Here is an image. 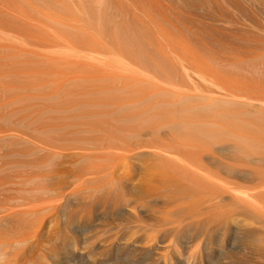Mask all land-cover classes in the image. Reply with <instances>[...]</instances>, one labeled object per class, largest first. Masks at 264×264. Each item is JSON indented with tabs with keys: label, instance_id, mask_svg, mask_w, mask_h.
<instances>
[{
	"label": "rangeland",
	"instance_id": "obj_1",
	"mask_svg": "<svg viewBox=\"0 0 264 264\" xmlns=\"http://www.w3.org/2000/svg\"><path fill=\"white\" fill-rule=\"evenodd\" d=\"M28 1L31 2V0H28ZM45 1H47L46 4H45ZM55 1L56 0H53V1L52 0H50V1L49 0H38V2H40V3H38V2L36 3L34 0V2H32V3H34L33 6H32V4L31 5L29 4L30 2L25 3V5L22 4V6H20L21 4L19 5V3H18V7L20 6V8L22 7V9L27 7L26 9H23L24 12L27 11V13H24L23 10L19 9L18 7L16 8V11L19 9V11L22 12L21 13L22 15L19 14L20 13L19 11H17L18 12L17 14H19L18 18L16 17L17 15H15L14 18L15 19L17 18V20L22 22V24L19 21L13 19V17L11 18V20L12 19L13 20L12 21L10 20V23L13 22L14 24L13 23L10 24L8 21L10 16H8V15H7V17H9V18H6V17L3 18L2 17L1 21H0V24H2V25H4V23L6 26L7 25L9 26V24L12 25L9 27L11 29H9L8 26H7V29L9 31L11 30L10 32L12 33V28H14L16 33L20 32V33H17V36L22 38L21 40L18 41L22 44L19 43L20 45L18 44V46H17V44L15 42H13L14 40L13 41L11 39L7 40V38H5V37L2 38L3 36L1 37V35H0V39L2 38L0 40V44L3 45L0 47V49H1L0 50V60L2 59L0 61V63H2V64H0V66H1L0 70H2V69H3V71L6 70L5 75H3L4 74L3 71H0V72H3V73H0V81L2 82V83L0 82V85H3V83H4V87L2 88L0 86V88L4 92H5V90H6V92H8L7 88L10 90L13 89L11 91H14L16 89H17V91L20 90L21 91V92L19 91L20 93H23V91L26 90V92H24L25 94L23 93L22 97L21 96H19V97H21V98H24V97L25 98L26 97L27 98H33L34 97L35 99H37V98H38V100L40 99V101H41V99H43L42 100L43 102H45V101L49 102V98H50L51 93H52L51 98L53 97V99H55L54 95H56L58 93V91H59V96L60 95L63 96V94H60V93H62L64 89H65L64 93H66V92L70 93L71 92L70 95L71 94L73 95L75 92L76 93L80 92L81 94H84L83 98L81 100L82 95L80 94L79 97L75 96L76 97L75 98L74 95H77L75 93L73 95V98L75 101L71 97L67 98L66 97L67 95H66L63 97H66L67 100H64V102H61V101H63L64 98L61 97L63 99H60L58 94L56 95L58 97V100L55 99L53 102L50 100L51 102H49V103H47V102H45V103L40 102L39 103V102H36L35 99H33L32 101L29 100L32 103L26 102L29 105L31 104L30 106L26 104L28 106V107H26L25 104L21 103L22 106L19 104L20 103L19 101L21 98H19V100H17L18 97L15 98V96H14V95H18L19 92H17L15 94L16 91H14V92L9 91L10 93L14 94V95L12 94L11 98L13 96L14 97L12 99L8 100L7 98H10V96H8L7 95L8 93H7L6 94L7 98L5 99V100H8L9 103H7V101L4 100V97H5L4 92L0 90L1 91L0 94L1 93L4 94V95L1 94L3 96V98L0 95L1 99H3V103H0L1 105L2 104L5 105V103H7V104H9V105L11 104L13 106V103H15L13 109H9V107H8V109L11 110V111H8L9 113L7 112V108L6 109L4 108L5 106H8L7 104L5 106L2 105L0 107V117H1L0 118V122H1L0 131H1V133H3V134L0 133V137L3 136L1 138L4 139V140H2L0 138V148H1L0 149V170L2 169L0 171V178H2V179H0V183L3 184V185L2 184L0 185V200L2 199L1 204H5L4 206H2L0 204V214H1L0 215V220H1L0 221V264H11V263L12 264H14V263L15 264H21V263L22 264H224L225 262L229 263V261H231L230 264H232L234 262L239 263L240 258L246 260V261L245 260L243 261L242 259L240 260L241 263L243 261V264H245L244 262H246V264H251V263L252 264H255V263L256 264H264V263H261L262 260L264 262V259H261L262 257H264V255H263L264 254V248H263L264 247V221H263V219H264V216H263L264 215V211H263L264 201H262V200H264V198L261 197L264 195V188L263 189L259 188V187L262 188L264 186V104H261L262 103L261 102L260 103L261 105H259V102L257 101V100H259V101L264 102V0H95V1L93 0L94 2H92L91 0H88V1L85 0L88 4L84 0H79V1L76 0L77 2L75 0L74 1L57 0L58 2L56 1L55 4L52 3ZM60 1L62 3H60ZM49 3L51 5H53V7H51V9L53 11H51V9L49 8L51 6ZM64 3L66 5V7L61 6V5L65 6ZM71 3H73V4H71ZM28 4H29V6H28ZM35 5L38 8H40L41 11H40V9L38 10L37 7L33 8V7H35ZM58 5H60V7ZM67 5H68V7H67ZM71 6H72V8H71ZM94 6L96 8H94ZM69 7H70V10H69ZM57 8H59V11ZM61 8H63V10ZM77 8H79V9H77ZM43 9H45V10H43ZM91 9L93 10L92 12H94V13H91ZM48 10L50 11L51 16H49L50 13L48 12ZM64 10H65L67 16L63 12ZM76 10L79 12L78 14H77ZM86 10H89L88 12L90 15L87 14L88 12ZM43 11H44V15H45V13H49L48 16L47 15L44 16ZM102 11L104 12L103 14H102ZM29 12L33 17L31 15L30 16L28 15ZM32 12H34V14ZM40 12H42V13H40ZM95 12H97V13H95ZM38 13H40V14H38ZM56 13H59L60 16H63V17L60 18L59 14H58V16H56L57 15ZM62 14H64V15H62ZM38 15H40L41 18H39ZM72 15L76 16V17H72ZM35 16L38 18H36ZM42 17H45V18H42ZM52 17L54 19L56 17L55 20H61V24H60V21H55L52 19L51 20L54 22L50 21V18H52ZM69 17L75 18L74 22L72 21L73 19H70L71 20V23H70ZM27 18H29V19H27ZM67 19H68L69 23H68ZM86 19H87V23L85 22ZM3 20H4V23H1V22H3ZM28 20H30V21H28ZM27 22L28 23L30 22V24H27ZM24 23L27 25V28H25L26 25ZM43 23L45 24L44 26H46V28L43 26ZM77 23H78V25H77ZM17 24H19L23 27H21ZM32 24H33V26H32ZM46 24L48 25V27ZM65 24H68V25H65ZM74 25L76 27H73ZM6 26H4V27H6ZM16 26H18V29ZM30 26H32V27H30ZM35 26H37V27L35 28ZM38 26L41 27L42 31L40 30V28L38 29ZM49 26H50V29H48ZM81 26L83 28L85 27L84 30H83V28H79ZM2 27L0 25V29ZM61 28L63 30H61ZM7 29L5 30V32L7 31ZM14 30H13V33H14V35H16ZM89 30H91V31H89ZM35 31H37V32H35ZM63 31L65 34H63ZM74 32L76 35H74ZM6 33H8V31ZM58 33H60V34L58 35ZM37 34H39V35L34 38V36ZM56 34L58 37L55 36ZM67 34H68V36L69 35L70 36L68 37ZM88 34L93 36V37H91V39L88 38L89 37ZM64 37H66L68 39H64ZM70 37H71V39L69 40ZM4 39H6V42ZM37 39H39V40L37 41ZM55 39H56V41H55ZM25 40H26V42H25ZM28 40H30V41H28ZM33 41H34V43H33ZM53 41H54V43H56V42L57 43L54 45ZM69 41L74 42L75 44L70 43ZM11 42L13 43V47H14V44L16 45L14 48H11V45H10ZM58 42H59V44H58ZM49 43L51 45H53V47L49 46L48 45ZM8 44L10 45L9 47L7 46ZM77 44H80V45L77 47ZM29 45H30V47H29ZM84 45H85V48H83ZM16 47H17V49H16ZM49 47H51L52 49ZM72 47H74V48H72ZM76 47H77V49L74 50ZM86 47H88L90 49H87ZM8 48H9V50H8ZM82 48H83V50H82ZM93 48H94V50H92ZM105 48L107 49V52L111 57L109 55L106 56L107 52L105 51ZM11 49H13V51H15V53H13ZM84 49H86L87 51H85ZM96 49H98V51L99 50L100 51L98 52V51H96ZM6 50H8V51H6ZM10 50H11V54L9 53ZM66 50H67V52H66ZM77 50H78V52H77ZM101 50H102V52L105 51L104 54L101 52ZM108 50H110V51H108ZM69 51H70V53H69ZM94 51L96 54L94 53ZM111 51H112V53H109ZM36 52L40 53V54H38L39 56L36 55L37 54ZM72 53H74V54H72ZM80 53H81V55L83 53V56H82V58L84 57L83 59H81V57L79 55ZM75 54H78L79 56L75 55ZM86 54H87V57L89 55V58L84 56ZM103 55H105V56H103ZM45 56H47V57H45ZM91 56L94 57V60H92L93 57H91ZM117 56H118V58H117ZM36 57H38V58L36 59ZM85 57H86V59H85ZM56 58H58L59 60ZM79 58H80V60H76ZM102 58H106V59H102ZM5 59H6V61H5ZM51 59L54 61H52ZM61 59H64L65 61L61 60ZM95 59H98V60H95ZM3 61L5 62V64ZM13 61H15V62H13ZM29 61H32V62H29ZM60 62L64 63V64L61 65V64H59ZM65 62H67V63L65 64ZM72 62H74L77 66H73L75 64L74 63L71 64ZM21 63H22V65H21ZM23 63H24V65H23ZM31 63H32V65H31ZM50 63H51V65H50ZM80 63H82L83 66ZM18 64H20L21 66ZM29 64H30V66H29ZM55 64H57V65L59 64L60 67H59V65H58V67H56ZM88 64L90 65V67L91 66L92 67L89 68ZM47 65H48V69H47L48 71L46 69H45L46 71H44L43 68H44V66H47ZM63 65H66V66H63ZM93 65H95V67ZM26 66H27V69H26ZM61 66H63V67H61ZM96 66H97V68H96ZM108 66L110 68H108ZM55 67H56V69H55ZM77 67L80 69H77ZM93 67L96 69L93 70ZM40 68L43 70L44 73H42V70L38 71V70H40ZM58 68H59V70H57ZM86 68H87V70H86ZM66 69H68V70H66ZM73 69L74 70L77 69L78 73H76V71H74ZM89 69H90V71H89ZM91 69L93 72L94 71L95 72L94 73L91 72ZM97 69L100 70L98 73H97ZM55 70H57V71H55ZM69 70L74 71V72H72V74H69L70 73V72L68 73ZM84 70H85V72L89 71L88 72L89 76L87 73L84 72ZM19 71H20V73H19ZM105 71H107V72L105 73ZM109 71H110V73H109ZM111 71H113V72L111 73ZM53 72H55V73H53ZM59 72H60V75H59ZM90 72H91V74H94V75H90ZM199 72H200V74H199ZM201 73H203V75H205L207 78L205 76H203ZM115 74H117V75L112 76ZM29 75L32 77H29ZM50 75H51V77H50ZM70 75H71V77H69ZM45 76H47V77H45ZM53 76H54V78H53ZM87 76L89 78H87ZM1 77H4V78H1ZM5 77H7V78L9 77L10 81H12L11 80L12 77L13 78L17 77V82H15L16 84L11 83L12 85L9 86L8 85L10 83V82H8L9 79H7V78L5 79ZM42 77H44V79H46L45 81L47 83L44 81V79ZM83 77H85V78H83ZM98 77H100V78H98ZM102 77H104V79ZM114 77H115V79H113ZM71 78H73V79H71ZM48 79L50 80V82ZM51 79H53V80L51 81ZM55 79L57 81H54ZM99 79H101V80L99 81ZM106 79H111V81L106 80ZM129 79H131V80H129ZM136 79H139V80H136ZM142 79H144V81ZM18 80H20V81H18ZM36 80L38 81V83L35 82ZM41 80H43V81H41ZM89 80H91V81H89ZM145 80H146V82H145ZM31 81L32 82L34 81V83H32ZM69 81L70 82L72 81V84H70V87H69V83H70ZM108 81H110V82H108ZM124 81L125 82L128 81L130 83L126 84ZM135 81L138 83H136ZM171 81H172V83H173V81L175 83L172 84ZM182 81L184 83L186 82L183 86L180 84V82H182ZM213 81H217V85L214 82V84L216 85L215 88H214L215 85L213 84ZM5 82L7 85L5 84ZM24 82L26 84H28V83L29 84L26 85ZM40 82H43V83L40 85ZM78 82H80V83L78 84ZM81 82H82V84H84V87L81 84ZM104 82H105V84L107 82V86L104 85ZM111 82H113V83H111ZM115 82H116V84H115ZM139 82H141L142 85ZM194 82L197 84H195ZM23 83H24V86L26 85V88L28 86H30L27 88L28 90L26 88L25 89L23 88L24 87V86H22ZM62 83L64 84V86H66L65 83H68L67 84V86H68L67 90L68 91L66 90L67 86L64 88V86H62L63 85ZM119 83H120V85H119ZM150 83H151L150 87L152 89L149 87L150 88V90H149V88H147V86H149ZM190 83H192V84H190ZM218 83L221 84L222 86L221 85L218 86L219 85ZM33 84L34 85L36 84L35 87ZM157 84H158V86H157ZM164 84H166V85H164ZM186 84L189 85L188 87L191 89L188 88L189 90H187ZM198 84L200 87L203 86L201 89H203V91H205V92H202V90L199 89L200 87L198 86ZM205 84L208 85V86H206L207 89L205 88ZM13 85H15V86H13ZM46 85H48V87ZM49 85H50V87H49ZM136 85H137V88H136ZM138 85H139V87L146 86V88L148 90L145 87H144L145 89H142L143 87L140 89V88H138ZM167 85H169V86L167 87ZM177 85L179 86V88ZM224 85L226 87H224ZM60 86H61L62 90H59ZM114 86H117V87H114ZM130 86L133 87L134 89L131 88ZM174 86H176V87H174ZM194 86L196 88H194ZM52 87H54V88H52ZM80 87H83L82 90L80 89ZM155 87H157L156 89L160 88V90H155ZM164 87H166V88H164ZM183 87L184 88L186 87V88L184 89ZM220 87L221 88L224 87V88L221 89ZM39 88H40V90H39ZM69 88L71 89V91H69ZM74 88H77V89L74 90ZM100 88H102L103 91L100 90ZM180 88H183V89L181 90ZM44 89H49V90L53 89V90L52 91L45 90L46 91L45 92ZM79 89L81 91H77ZM127 89L128 90L132 89L131 91L133 92L134 95L131 93V91H130V93H127V92H129ZM210 89H211V91H208ZM224 89H225V91L231 90L230 92L227 91L228 94L230 93L232 95V93H233V96L235 94H237L239 97L236 95L233 98V96H230V94L228 95L227 92L225 93ZM29 90L31 91V94L28 93ZM110 90H113V91H110ZM114 90H116V91H114ZM141 90H142V92H141ZM145 90H147V92H145ZM151 90H153V91H151ZM32 91H34L33 92L34 94H35V92L37 93L38 91L40 93L38 92L39 94L32 95L33 94ZM48 91H49V93H48ZM104 91L106 93H103ZM191 91H192V93H191ZM207 91L212 96H209L207 94ZM123 92L124 93L126 92L127 94H132L133 96L131 97V95H128L127 96L128 98H127L126 96L123 95L124 94ZM140 92L142 95L140 94ZM162 92L166 93L164 95L165 97L168 96V93L171 95H174V96L176 95L174 97L175 101L173 100V97H171L170 95L167 97L168 101L165 99L161 100V98L163 97L162 95H161L162 96L161 98H160V96L158 98L156 94L162 93ZM196 92H198V93H196ZM200 92L206 93L207 95L202 94V93L200 95ZM43 93H48V96L46 94H45L46 95L45 96ZM68 93H66V94H68ZM93 93L94 94L96 93V94L94 95ZM126 93H125V95H127ZM135 93H137V97H136ZM40 94L44 95L45 97L39 96ZM143 94H144V97H141V96H143ZM152 94H153V97H151V98L154 99L155 97H157V98H155V100L158 99L159 103L158 104L155 103V105H152L153 107L156 106L157 108H155V109H157V110H155L153 108L154 110L151 109V112L161 111L160 109L158 110V108H160V107L157 106L159 104L161 106V103H162V106H163V104L165 106L166 103L174 105V103H176V101H179L180 99L187 100V98H189V99L191 98L190 101L189 100L186 102L183 101L181 103V105L187 103V106H189V105L191 106V107L189 106L190 108H185L186 105H184V107L183 106H175V108L179 107L178 109H180V107H181V111L183 110L182 111L183 114L176 116V114H178V111H179L178 109H176L175 115L172 116V118L168 117V116H171L172 113H174L173 112L174 109H173V111H171L172 110L171 108L173 107V105L170 107L168 104H167V106H169L170 109H169V107L168 108L164 107V110L167 112L166 109H169L170 111H168V112H170L171 114L169 113L170 115L168 114V116H167V113L165 111H161L163 114L166 113L165 118L167 117L170 123H172V121H173V123L175 125L173 123L172 124L174 126H176V123H177L176 127H178L179 129L183 128L182 126H180L181 128L178 126L181 123H184L183 126L190 124L192 126V128H193L194 124H196V125H194V127L195 126L200 127L203 124H207V125L210 124V126L203 125L206 128H202L203 126L200 127L203 129V130L201 129L202 131L201 130L198 131L196 127L193 128L194 131H191L193 129H191V126H190L189 129L183 128L184 130H181L179 132V130L176 129V127L174 129L173 125H170V123H169V125L172 128L171 129L168 128L169 130H167V131L164 130L165 128L163 130L165 131V133H167L169 131L171 134L167 133V135H164L165 133H163L162 130H161L162 132L160 130H158L160 133L157 130H156V132L154 130L158 129V128L160 129L161 128L160 126L162 125L163 122H164L163 126L165 127V125L168 124V123L165 124V122H168L167 118L165 119L166 121H164V119L162 120L164 115L161 112L160 113L162 114L163 117L161 115L158 116L160 113L156 115V113L153 112V114L155 113V115L157 117H162L159 119H161L163 122H159V121H161L159 119H158L159 123H156L157 120H156V122L155 121L152 122L151 119H153L155 117V115H152V116H154V117H152L150 115V112H148V110H147V112L149 113V114L148 113L147 114L149 116H147V115L146 116L150 117V118L152 117L150 119L151 122L148 120L145 122L146 119H141L142 121L144 120L143 124L139 123V122L138 123L134 122L135 124H133V122L130 121L132 123V124L130 123L131 125L129 124L130 127H133V129L134 128L138 129L137 131H135V129H134V131L138 132V133H135L132 130L133 135H131L132 133L129 131L128 133H130L131 136H128L129 134L127 133V130H131V128L127 129L128 126H125L122 124L120 125L118 122H119V120L121 121L122 119L124 121H126L127 118H129V117H125V116H127V113H129V112L126 113L124 110V113H126V114L123 113L124 118H121L119 115H117V114H120V112H119L120 110L119 111L117 110L118 107H114L113 109H112V107L116 104L119 105L121 103L123 105H119V106L124 107V105H127V103H130L132 105V104H135L133 102H137L141 99L144 100L146 96H147L146 98H148ZM19 95H21V94H19ZM116 95H119V97H120V98H118V96H117V100H116ZM138 95H141L140 98ZM158 95H160V94H158ZM217 95L221 96V98ZM215 96L220 98V99L216 98ZM229 96L232 98L228 99ZM103 97L106 99H107V97H109L110 99L108 98L109 100L105 101V99L102 100ZM180 97H185V98H180ZM236 97H238V98H236ZM77 98L80 99V100H78L80 104L77 103L78 102L76 100ZM95 98H96V101L94 100ZM97 98H98V100H97ZM194 98H197V99L203 98V99H201L203 101H206L208 99V101H206V103H205V102L201 101L200 99L197 100ZM14 99L19 102L17 105L21 106V107L20 106L18 107L20 109L17 108L16 101H14ZM59 99L61 100L60 102H59ZM123 99H124L125 103L122 102ZM131 99H133V100H131ZM152 99H150V101H147V102H149V105L147 104V102H144L146 104H145V106H143V110H145V107L151 108V104H154V100L151 101ZM159 99L161 101H164V102L167 101V102H165V103L160 102ZM177 99H179V100H177ZM227 99L228 100H232V99L234 100L235 99V101L236 100L241 101V102H243V104L244 103L247 104L248 101L251 103V101H252L255 104L248 105L249 107L245 104H244V106H242V104L240 106H237V104L236 105L232 104L233 105L232 106L231 104H225V103L224 104L226 106L223 103L219 104L218 106L213 104L215 100H216L215 103H217L218 101L220 103L222 100L226 101ZM34 100L36 103L33 102ZM92 100L97 102V104H95V103L93 104L92 102H94V101H92ZM99 100L101 101V103L99 102ZM115 100H116V103H115ZM129 100H131V101H129ZM142 100L140 101L141 103L143 102ZM169 100H170V102H169ZM10 101H12V102L10 103ZM25 101H22V102H25ZM119 101H120V103H119ZM171 101H172V103H171ZM0 102H2V100ZM140 102H138V103H140ZM191 102H194L195 105L193 106L194 103L192 104ZM197 102L200 104H198ZM256 102H258V103H256ZM57 103H59V104H57ZM75 103L78 105H76ZM138 103L136 105L141 106V103L140 104H138ZM203 103H205V104H203ZM211 103H212V105H210ZM250 103H248V104H250ZM32 104H34V105H32ZM56 104H57V106H56ZM73 104L75 105V107L73 106ZM101 104L103 106L108 105V107L100 106ZM196 104H198L199 106ZM59 105H60V109H59ZM69 105H70V107H68ZM111 105H112V107H111ZM177 105H179V104H177ZM209 105L211 108L209 107ZM227 105H231L232 108H231V106L227 107ZM65 106H66V108H65ZM215 106H216V108H215ZM223 106L225 108H223ZM22 107H23V109H22ZM24 107H26V108H24ZM30 107H32L31 110L29 109ZM56 107H58V109H56ZM128 107H129V104L127 106V109H128ZM133 107H136L135 109L138 108L135 105ZM133 107H131L130 110ZM194 107H196L195 109H197V107H200V111L198 110L199 108L194 111ZM203 107H206V108H203ZM219 107L222 109V111H221V109H218ZM226 107L229 109H227ZM239 107H243V108H239ZM2 108L5 109V111L7 113L3 112L4 110ZM27 108L30 111H28ZM62 108H65V109H62ZM119 108L122 109L121 107H119ZM1 109L3 111H1ZM71 109L73 110L72 112L70 111ZM98 109L103 110V111L100 110V112H103V113H100V114L96 113L97 111H99ZM161 109L163 110V108H161ZM203 109H205V110H203ZM223 109L225 111H223ZM12 110H14V111H12ZM21 110H22V112H19ZM23 110L24 111L26 110V111L24 112ZM36 110H38V111H36ZM45 110H47V111L50 110L49 112H47L48 115H45V114H47V113H45ZM132 110L135 111L134 114H136V110H134V108ZM184 110L186 111L185 116H183L185 114ZM187 110H189L190 112H187ZM213 110H217L218 112H216V111H214L213 113L211 112L210 113L211 115L215 114V113H217V114H215L214 116L212 115V117H210L209 112L213 111ZM17 111L20 113V116H18L19 114H16ZM40 111L44 112L43 114L45 116L42 115L43 118H40V116H41ZM55 111H56V113H55ZM58 111L60 113H58ZM65 111H66V113H65ZM92 111H94L95 113ZM126 111H129V109ZM149 111H150V109H149ZM176 111H177V113H176ZM202 111H203V113H202ZM1 112L4 113V115ZM11 112L12 113L16 112L14 114L16 120L13 119ZM67 112L69 113L70 116H68ZM77 112H78L79 116H76ZM138 112L141 113V111H138ZM138 112L136 115L142 117L141 115L142 114L144 115V113H146V110H145V112L142 111L143 113L141 115L140 114L138 115ZM205 112L207 113V116L205 115ZM28 113L30 116L32 114L34 116H31V118H29L30 116L28 115ZM111 113H113L115 115L113 116V114H111ZM179 113H181V112H179ZM9 114L12 116V117L10 116L12 119H9ZM73 114H74V116H73ZM121 114H122V111H121ZM192 114H196V115H192ZM201 114H203V117H205V118L201 117L202 116ZM1 115H3V118H5V121H4V119H3V121H1L2 120ZM57 115H59V116L57 117ZM110 115H112V116H110ZM132 115H133V112H131L130 115L128 114V116H131V118H133ZM136 115H134L135 118H136ZM181 115L183 118L181 117ZM188 115L191 117H188ZM7 116H8V118H6ZM22 116H24L25 119H24V117L22 118ZM35 116L38 118H36ZM53 116H55V117H53ZM62 116H64V117H62ZM146 116H143V117H146ZM193 116H195L197 121L195 120V118ZM77 117L79 119H77ZM83 117H85V118H83ZM184 117H185V119H184ZM186 117L190 118L189 120H192V122L190 121V123H189V120L185 121ZM192 117L194 119H192ZM207 117L209 119H206ZM56 118L58 120L59 119L60 120L57 121ZM70 118H72L73 120ZM138 118H136V119L140 120ZM176 118H178L177 119L178 121L182 120V122L181 121L180 122L174 121V119L176 120ZM17 119H20V120H17ZM33 119H34V123H33ZM36 119H38V120H36ZM51 119H53L54 121H52ZM66 119H69V120H66ZM108 119H111V120H108ZM203 119H205V120H203ZM22 120H23V122H22ZM29 120H31V121H29ZM50 120H51V122H50ZM75 120L77 121V124H76ZM102 120H103V124H105L106 120H108V122H106L107 124H105V126L104 125L100 126V123L102 122ZM104 120H105V122H104ZM116 120H118V121L115 122ZM129 120H130V118H129ZM133 120H134V118H133ZM170 120H172V121H170ZM207 120H211V122L210 121L208 122ZM78 121L81 122L80 123L81 125L79 124ZM111 121H114V122H111ZM55 122H57V124ZM68 122L69 123L73 122L75 124H73V123L69 124ZM148 122L150 124H148ZM31 123H32V126H31ZM35 123H37V124H35ZM49 123H51V124H49ZM111 123H113V124L115 123V126L117 125L116 127H117V129L119 128V130L115 131V130H113V127L111 129V126L113 125ZM145 123H147V124H145ZM152 123L153 124L155 123V124L153 125ZM23 124H24V127L22 126ZM123 124H126V123H123ZM158 124H160V125L158 126ZM197 124H200V126H198ZM156 125H157V127H156ZM169 125H167V126H169ZM71 126H72V128H71ZM10 127H12V128H10ZM66 127H70L71 129H69V128L66 129ZM122 127H123V129H122ZM125 127H127V128H125ZM154 127H155V129H154ZM185 127H187V126H185ZM79 128H82V129L79 130ZM100 128H101V130H99ZM107 128H109V129H107ZM200 128H198V129H200ZM9 129H11V130L13 129V130L11 131ZM16 129H18V130L20 129V131L18 132V130H16ZM33 129H35V130H33ZM37 129H39L40 131ZM49 129H52V130H49ZM56 129H58V130H56ZM65 129L66 130L69 129L68 131H71L72 129L73 130L71 132H67V131H65ZM76 129H77V131H76ZM114 129H116V128L114 127ZM175 130H176V132H175ZM195 130H197L198 132H196ZM7 131L8 132L11 131L12 133H16L18 137L15 136L16 134L12 135L11 132L8 133ZM15 131H17L18 133ZM22 131L25 132L26 134H24ZM103 131H105L106 133ZM113 131H115L116 137H115ZM117 131L122 136H119L118 133L116 134ZM120 131H122V134ZM141 131H143V132H141ZM28 132H29V134H28ZM49 132H51V133H49ZM52 132L55 134H53ZM64 133L68 134V136L64 135ZM109 133L110 134L113 133L112 134L113 137H111V135L109 136L108 135ZM139 133H140V135H139ZM142 133H143V135H142ZM7 134H8V136H7ZM9 134H11V135H9ZM49 134L52 136H49ZM100 134L103 137V140L104 141L106 140V142L110 137L109 140L112 141L111 143L115 142L114 143V146L116 145L115 147H117L118 146L117 144H119V143L121 144V145L119 144V146H122V144H123L122 147L116 148L119 150L121 149V152H119V150H118L117 153L119 152V154L114 155L113 153H114V151L116 153V149L112 148V149H114V151L112 153L113 156L109 155V154H111V152L108 154L104 153V151H107V152L112 151L110 149H111V147H113V144L110 147V149H108L109 146L105 145V144L111 145V143L110 142H108V143L104 142L102 140V137L100 136ZM161 134L163 136H161ZM19 135H21V137ZM24 135H25V137H24ZM53 135H54V137H53ZM46 136L50 137L51 139L48 137L46 138ZM69 136H70V138H69ZM117 136H118V138H117ZM6 137L8 138V140ZM63 137H64V139H63ZM99 137L101 138V140L100 139H98L99 141L96 140ZM119 137H121V139ZM124 137L128 138L127 142L125 141L126 139ZM28 138L33 140L34 142L38 141V143L37 142H35V144L33 143V145L35 147L32 146V144H29V143L26 144L27 140H28V142L31 141ZM38 138H39L40 142H39V140H35ZM105 138H107V139H105ZM16 139H18V141ZM22 139H23V141H21ZM24 139H25L26 143H24L25 142ZM68 139H70V140H68ZM92 139H93V141H92ZM118 139H120L121 141H124V142H121ZM13 140L16 142H14ZM55 140H56V142H55ZM33 141H31V143ZM47 141H48L47 145L49 148L46 147V149L48 148L49 150L47 149V151H46L45 146H47V145L44 143H47ZM149 141H151V142H149ZM17 142H19V143L17 144ZM65 142H69V143H65ZM100 142L102 144L103 143H105V144L100 145ZM116 142H117V144H116ZM131 142L133 145H130ZM136 142H137V144H136ZM174 142H175V144H174ZM150 143L151 144L155 143L154 144L155 148L152 147ZM180 143L183 146H180L179 145ZM185 143L188 144V146H184ZM156 144H159L162 148H165V149L168 148L169 149L168 151H171L173 153L174 152L176 153L177 151H178L177 153H179V151H182L180 149H184L185 151L187 150L188 152H191L192 149H195V151L197 150V152L202 151L199 153L203 154V152H205L206 155L208 154L212 157H216L217 159H221L224 162L230 164L232 169H234L236 171V173H239V172L251 173L253 175V177H252L253 179L252 178L251 179L243 178V177H240L239 175H233L234 179H230V180H231V182H234L235 186L238 189H240L241 191H243L245 193H250L251 199L252 198L254 199L255 204L258 201L257 203H258V205H260V207H258V209L259 208H263V209L256 210L257 207L254 208V205L250 204V202H247L248 205H247V203H245L243 205V204H237L233 200H232L233 201L232 202L231 199H226L224 201L225 204L223 203L225 206H222L223 207V208H221L222 210L219 209L222 211L221 212L222 215H220V214L218 215L217 214L218 209H216L217 211H214L215 210L214 207H213L214 210H212V212H210V214L212 213V216L211 215L209 216V214H205V213H207L206 210H209V209L208 208L206 210L203 209L206 205L203 204V201L201 203L204 206L201 205V203L199 201H201V199L206 201V199H207L205 196L206 193H202L203 190H199L198 187L197 188L194 187L196 184L200 185L201 184L200 180H203V179H200L199 182L197 183L196 181H198V179L194 178V180H196L195 181L196 184L193 186L194 183L190 182V180L193 178H187V176H185L186 179L181 178V180H182L181 183L177 184V182H180V180L179 181L175 180L176 179L175 176L177 174L175 171V174H174L175 178L171 177V179L173 178L172 180H175L177 182L176 183L173 182L174 183V185H173L171 183L172 182L171 179L169 180L163 176H162L163 178L162 177L160 178L161 175L159 173H160V171L162 172V170H161L162 168L159 169V167H163V165H161V166L158 165L157 159L151 160L152 157H149L150 158L149 159L147 157L145 158V156L143 155V156H140V158L137 157L139 159L142 158V160L139 161V159H138L139 162L136 160L137 158L135 157L134 152L139 153L141 150H142L141 152H144V151L146 152L147 150H145V149L143 150L142 146H145L144 148H146V149L147 148L149 149V146H151L152 149L153 148L156 149L157 148ZM224 144L225 145L228 144L229 147L231 148V150L228 153L223 154V153L214 151L218 145H224ZM36 145L41 146V148L38 147L36 149V147H37ZM43 145H45L44 149L42 147ZM58 145H60L62 147L65 146V149H63L64 147L63 148H61L60 146L58 147ZM93 145H96V148H94L95 146H93ZM124 145L126 147L128 145L129 146H128V148H126ZM146 145L148 147H146ZM159 145H158V150L160 149ZM215 145H217V146L215 147ZM26 146H28V147H26ZM29 146H31V147H29ZM98 146H99V148H98ZM132 146H134V147H132ZM138 146H141V149ZM73 147H76V148H73ZM77 147H79V148H77ZM83 147H85V148H83ZM213 147H215V148H213ZM106 148H107V150H106ZM29 149L31 151H28ZM34 149H36V150L40 149L41 152H40V150H38V151L41 154L38 151H37L38 153L35 152L36 150H34ZM42 149H43L44 153H42ZM71 149H73L74 151L73 150L71 151ZM83 149L85 151H82ZM90 149H91V151H90ZM97 149H99V151ZM102 149L103 150L105 149V150L102 151ZM127 149L128 150H130V149L134 150L135 149V151L134 152L132 151V154H131V153H129V151ZM137 149H139V150L137 151ZM152 149H151V151L154 150V149L153 150ZM88 150L90 152H93L95 150L96 154H94V152L90 153V152H88ZM122 150L123 151L125 150V151L122 152ZM210 150L213 151L214 153L211 152ZM18 151H19V153H18ZM57 151H59V152H57ZM164 151H166V150H164ZM69 152L72 153L71 156H70ZM85 152H87V153H85ZM125 152H127V154ZM147 152H150V151H147ZM73 153H74V155H73ZM88 153H90V154L88 155ZM121 153H123V155ZM124 153L126 155H124ZM128 153L130 154V156H128L129 155ZM82 154H83V156H81ZM120 154H121V156H120ZM57 155L58 156L60 155V156L58 157ZM95 155L96 156L98 155L97 156L98 158ZM99 155H101V158L104 156L105 159H104V157H103V159H100ZM118 155L120 156V160L117 158V157H119ZM56 156L58 157V159ZM67 156H69V157H67ZM108 156H110L113 159L112 160L108 159L109 158ZM114 156H116V157H114ZM43 157H45V158H43ZM122 157H123V159H122ZM129 157H131V158L128 160ZM133 157L135 160L132 159ZM114 158H116V159H114ZM49 159H51V160H49ZM64 159H66V160H64ZM89 159H91V160H89ZM121 159L124 161V163ZM63 160L67 161L68 163L63 162ZM101 160H104V161L106 160V162L101 161ZM113 160L114 161L118 160L117 162H115V163H117V165L113 162ZM120 161L124 165L123 168L121 167L122 164L120 163ZM153 161H155L154 163H157V165H154ZM203 162L209 170H211V171H212V169L214 170V168L211 167V165L207 159L203 160ZM108 163H110V164H108ZM111 163H112V165H111ZM1 164H3V165L1 166ZM107 164L110 165L109 167H111V168H109ZM148 164H150L149 167H147ZM159 164H163V163L159 162ZM57 165L60 167H58ZM119 165H121L120 166L121 168L119 167ZM151 165L153 168H151ZM157 166H159V167L157 168ZM106 167H108V169ZM80 168H81V171H79ZM154 168H156L160 171L155 172L156 169H154ZM165 168H166V166L163 168L164 172L166 171ZM64 169H65V171H64ZM84 169L86 171H88V173H86V171ZM100 169L101 170L104 169V172H103V170L101 171ZM83 170L85 172H83ZM209 170H207V171H209ZM94 171H96V172L94 173ZM109 171L113 172V173L111 174ZM82 172L84 173L83 175L81 174ZM100 172L103 174H101ZM96 173H98V174H96ZM104 173H107V174H104ZM154 173H158V174H154ZM91 174L93 176H91ZM99 174H100V176H98ZM6 175H9V176H7L9 180L8 179L6 180V178H7V177H5ZM156 175L159 176V178L158 177L156 178ZM163 175H165V174H163ZM167 175H168L167 177L170 178L171 175L170 176H169V174H167ZM181 175H183V173L180 174L179 176H181ZM177 177H178V175H177ZM157 179H159V180L165 179V180H167L166 182L169 181L168 182L169 184L164 183L165 180H163V181L158 180L159 181L158 182ZM188 179H190L188 181L190 186H188V184H187ZM2 180H4V181H2ZM151 181H153V182H151ZM154 181H156V182H154ZM161 182L163 183L162 184L163 186L160 185ZM191 183H192V185H191ZM151 184H154V185H151ZM155 184H156V186H155ZM169 185H170V187L172 186L174 189L172 187L169 188L168 187ZM177 186H179L180 188L179 187L177 188ZM185 186L189 187V189L191 187L192 188L194 187L193 189L194 190L196 189V190L195 191L190 190V191H192V193H190L189 190H187L188 188H186ZM196 186H198V185H196ZM203 187L206 188V184L203 185ZM140 188H142V190ZM166 188H168L170 191ZM175 188H177L178 190L177 189L175 190ZM149 189H152V190H149ZM171 189H173V191ZM200 189H201V187H200ZM139 190L144 191L145 193L141 192V191L139 192ZM181 190L182 191L184 190V193L188 192L189 194L186 193L187 195L185 194V198H184L183 192ZM153 191L155 192V195L152 194ZM197 191H199V192L197 193ZM172 192L173 193L175 192L174 193L175 196L176 195L179 196L177 198L173 195L175 197L173 200H175V201L169 200L170 197H171V199L173 198L172 195L171 196L166 195L167 193L173 194ZM177 192H179V194L182 192L180 194L181 196L178 195ZM203 192H205V191H203ZM256 192H258V193H256ZM259 192L262 194L260 195ZM157 193H158V196H160V197L157 196ZM255 193L258 194L260 197L258 195H256ZM197 194H199V195H197ZM200 196H203V197L199 198ZM254 197L257 198V201H256V198H254ZM167 198H168V200H167ZM178 199H180V200H178ZM198 199H200V200L198 201ZM33 201H35V202H33ZM260 202L263 204H261ZM39 203H40V206L38 207L37 205H39ZM198 204L200 205L199 206L200 208L202 207L201 209H203V211H205V213H203V214L199 213L201 211V209L199 210V208H196V206L198 207ZM7 205H9L11 207H9V206L7 207ZM258 205H255V206H258ZM25 206H27V207H25ZM251 206H253V207H251ZM5 207H6V209H5ZM16 207L17 208L20 207V208L17 209ZM45 207H46V209H45ZM196 209H198L197 210L198 212L196 211ZM210 209H212V208H210ZM248 209H250V210H248ZM251 210L254 212V214L252 213ZM260 210H262L261 211L262 213L260 212ZM255 213H257V214H255ZM258 213H261L262 215H260ZM197 214L200 217L199 219L196 216ZM192 215H194V216H192ZM206 215L209 217H207ZM190 216H191V218H190ZM195 216H196V218H195ZM201 216L203 217L202 219H201ZM259 216H260V218H259ZM7 217H9V218H7ZM179 219H182L184 221L179 220ZM187 219H190V220H187ZM192 219H194V220H192ZM169 220H170V222L171 221L172 222L170 224H168V226L173 227L174 229L173 228L169 229L167 224H165V223H167V221L169 222ZM185 220H186V222H185ZM189 221H191V222H189ZM223 221L228 222L227 226H225L226 228L222 227L224 225H221V224H223L222 223ZM172 223H173V225H172ZM179 223L180 224L184 223V224H183V226H179L180 225ZM196 223L197 224L199 223V225H197ZM195 224H196V226H195ZM161 229H163V230H161ZM229 229H230V231H229ZM231 229H232V232H231ZM226 230L228 232H230V235L228 232H226ZM250 231H253L255 234L252 233L253 234L252 235L250 233ZM225 232H226V234H225ZM235 232L237 233L236 236H238V237H234L236 234ZM247 232L250 233L252 236L250 234H248ZM231 234L234 236H232ZM181 235H182V237H181ZM241 235L245 236V237L247 236L249 239L248 238L246 239V238L242 237ZM233 237L236 239V241ZM237 241H240V243ZM253 241H255V242H253ZM23 243H25V244H23ZM227 244H229V245L227 246ZM239 244H241V245H239ZM251 244L254 246L249 247ZM30 245H32V246H30ZM242 246H244V247H242ZM256 246H257V248L260 246L258 249L256 248L257 251H255L256 249H254V247H256ZM19 247L20 248L22 247V248L20 249ZM232 247H234V249ZM250 248H252V249H250ZM24 250H26V251H24ZM225 250H227V251H225ZM244 250L245 251L247 250L248 252L246 251L247 253H245ZM252 250L255 251V253L252 252ZM258 250H260V251L263 250L262 251L263 253H260V251H258ZM242 251H244V252H242ZM232 252H233V254H232ZM234 252L235 253L237 252V253L235 254ZM248 253H250L251 256H248L249 255ZM256 253H258L260 256ZM1 256H2V258H1ZM16 256L18 258V260H17L18 262L16 261V259H17ZM235 256H237V257H235ZM254 256L255 257L258 256V258H256V259L260 258L259 259L260 262H259V260H255ZM221 257H223V258H221ZM243 257H248V261L246 258H243ZM224 258H226V259H224ZM11 259H13V260H11ZM24 259H26V260H24ZM237 259H238V261H236ZM252 260H253V262H252ZM5 261H8V262H5ZM13 261H16V262H13Z\"/></svg>",
	"mask_w": 264,
	"mask_h": 264
},
{
	"label": "bare ground",
	"instance_id": "obj_2",
	"mask_svg": "<svg viewBox=\"0 0 264 264\" xmlns=\"http://www.w3.org/2000/svg\"><path fill=\"white\" fill-rule=\"evenodd\" d=\"M18 1H19V2H18ZM49 1H50V0H49ZM52 1H53V0H52ZM56 1H57V0H56ZM56 1H55V2H52V3L55 4ZM71 1H74V0H71ZM75 1H76V0H75ZM77 1H79V0H77ZM77 1H76V2H77ZM84 1H85V0H84ZM87 1H88V0H87ZM91 1L94 2L95 0H94V1L91 0ZM20 2H21V3H20ZM29 2H30V1H28V0H0V21H1V18H2V17H3V18H4V17L9 18V17H7V15L10 16V18L8 19L9 23H10V20H11L12 17H13V19H15V18H14L15 15H17L16 17L18 18V15L22 13L21 11H19V9L23 10V9H26V8H27V7H26V8H23V9H22V7L20 8V6H22V4L25 5V3H29ZM32 2H34V0H33V1L31 0V2H30L29 4H30V5L32 4V6H33L34 3H32ZM35 2L37 3L38 0H37V1L35 0ZM57 2H58V1H57ZM85 2H86V1H85ZM85 2H84V3H85ZM89 2H90V1H89ZM18 3H19V5L21 4L19 7H18ZM38 3H40V2H38ZM43 3H44V2H43ZM46 3H47V1H45V4H46ZM60 3H62V2L60 1ZM73 3H74V2H73ZM73 3H71V4H73ZM82 3H83V2H82ZM86 3H87V2H86ZM29 4H28V6H29ZM41 4H42V3H41ZM49 4H50V3H49ZM75 4H76V3H75ZM87 4H88V3H87ZM92 4H93V3H92ZM26 5H27V4H26ZM50 5H51V4H50ZM50 5H49V6H50ZM64 5H65V3H64ZM84 5H85V4H84ZM94 5H95V4H94ZM42 6H43V5H42ZM45 6H46V5H45ZM45 6H44V7H45ZM58 6L60 7V5H58ZM61 6H62V7H66V5H65V6L61 5ZM81 6H82V5H81ZM96 6H97V5H96ZM17 7L19 8V9L17 10V11L20 12L19 14H17L18 12L16 11V8H17ZM24 7H25V6H24ZM36 7H37V6L35 5V7H33V8H36ZM51 7H53V5H51L49 8L51 9ZM55 7H56V6H55ZM67 7H68V5H67ZM31 8H32V7H31ZM37 8H38V7H37ZM71 8H72V6H71ZM94 8H96V7L94 6ZM29 9H30V8H29ZM39 9H40V8H38V10H39ZM57 9H58V11H59V8H57ZM61 9L63 10V8H61ZM61 9H60V10H61ZM77 9H79V8H77ZM103 9H104V8H103ZM35 10H36V9H35ZM43 10H45V9H43ZM62 10H61V11H62ZM69 10H70V7H69ZM83 10H84V9H83ZM94 10H95V9H94ZM29 11H30V10H29ZM32 11H33V10H32ZM40 11H41V9H40ZM46 11H47V10H46ZM51 11H53V10L51 9ZM76 11H77V10H76ZM76 11H75V12H76ZM79 11H80V10H79ZM86 11L88 12L89 10H86ZM92 11H93V10L91 9V13H94V12H92ZM23 12H24V10H23ZM34 12H35V11H34ZM34 12H32V13L34 14ZM36 12H37V11H36ZM38 12H39V11H38ZM48 12L50 13L49 10H48ZM63 12H64L65 15H66L65 10H64ZM98 12H99V11H98ZM24 13H27V11L24 12ZM40 13H42V12H40ZM40 13H38V14H40ZM49 13H45V15L48 16ZM67 13H68V12H67ZM78 13H79V12L77 11V14H78ZM95 13H97V12H95ZM103 13H104V12L102 11V14H103ZM36 14H37V13H36ZM54 14H55V13H54ZM56 14H57L56 16H58L59 13H56ZM87 14H89V12H88ZM102 14H101V15H102ZM21 15H22V14H21ZM23 15H24V14H23ZM28 15H29V16L31 15L30 12L28 13ZM43 15H44V11H43ZM45 15H44V16H45ZM62 15H64V14H62ZM89 15H90V14H89ZM24 16H25V15H24ZM31 16H32V15H31ZM41 16H42V15H41ZM49 16H51V13L49 14ZM59 16H60V14H59ZM66 16H67V15H66ZM79 16H80V15H79ZM19 17H20V16H19ZM32 17H33V16H32ZM35 17H36V16H35ZM38 17L41 18L40 15H38ZM38 17H36V18H38ZM62 17H63V16H60V18H62ZM72 17H76V16H73V15H72ZM6 18H5V19H6ZM17 18H16L15 20H17ZM22 18H23V17H22ZM42 18H45V17H42ZM48 18H49V17H48ZM64 18H65V17H64ZM98 18H99V17H98ZM101 18H102V17H101ZM13 19H12V20H13ZM23 19H24V18H23ZM27 19H29V18H27ZM51 19H52V20H55L56 17H55V19H54L53 17L50 18V21H52ZM70 19H73V20H72L73 22H74V20H75V18H71V17H69V21H70V23H71V20H70ZM78 19H79V18H78ZM78 19H77V20H78ZM6 20H7V19H6ZM12 20H11V21H12ZM24 20H25V19H24ZM31 20H32V19H31ZM38 20H39V19H38ZM44 20H45V19H44ZM93 20H94V19H93ZM8 21H7V22H8ZM17 21H19V20H17ZM28 21H30V20H28ZM40 21H41V20H40ZM40 21H39V22H40ZM46 21H47V20H46ZM55 21H60V24H61V20H55ZM67 21H68V19H67ZM69 21H68V23H69ZM78 21H79V20H78ZM78 21H77V22H78ZM15 22H16V21H15ZM19 22H20V21H19ZM25 22H26V21H25ZM34 22H35V21H34ZM34 22H33V23H34ZM52 22H54V21H52ZM85 22L87 23V19L85 20ZM93 22H94V21H93ZM96 22H97V21H96ZM1 23H4V20H3V22H1ZM12 23H13V22H12ZM12 23H10V24H12ZM17 23H18V22H17ZM20 23L22 24V22H20ZM44 23H45V22H44ZM44 23H43V26L45 25ZM46 23H47V22H46ZM56 23H57V22H56ZM66 23H67V22H66ZM10 24H9V26L7 25L8 28H9L10 26H12V25H10ZM13 24H14V23H13ZM24 24H25V23H24ZM27 24H30V22H29V23L27 22ZM35 24H36V23H35ZM35 24H34V25H35ZM57 24H58V23H57ZM84 24H85V23H84ZM0 25H1V27L3 26L2 28L4 29V30H3L2 28L0 29V35H1V37L3 36L2 38L5 37V38H7V40H9V39H11L12 41L14 40L13 42H15V43L17 44V46H18V44L20 43V42H18V41L22 39V38H20V37L17 36V33H20V32H17V33H16L15 30H14V28H12V33H13V30H14V32H15V34H16V35H14V33L12 34V33L10 32L11 30L9 31V30L7 29V26L5 25V23H4V25H2V24H0ZM17 25H19V24H17ZM25 25H26V24H25ZM46 25H47V24H46ZM52 25H53V24H52ZM63 25H64V24H63ZM65 25H68V24H65ZM77 25H78V23H77ZM82 25H83V24H82ZM4 26H6V27H4ZM19 26H21V25H19ZM32 26H33V24H32ZM32 26H30V27H32ZM56 26H57V25H56ZM59 26H60V25H59ZM84 26H85V25H84ZM16 27H17V29H18V26H16ZM21 27H23V26H21ZM21 27H20V28H21ZM24 27H25V26H24ZM36 27H37V26H35V28H36ZM44 27L46 28V26H44ZM47 27H48V25H47ZM64 27H65V26H64ZM68 27H69V26H68ZM73 27H76V26L74 25ZM77 27H78V26H77ZM5 28L7 29V31H8L9 34L6 33L7 31L5 32V30H6ZM25 28H27V25H26ZM33 28H34V27H33ZM35 28H34V29H35ZM39 28H40V30H41V27L38 26V29H39ZM79 28H83V27L81 26V27H79ZM84 28H85V27H84ZM84 28H83V30H84ZM9 29H11V28H9ZM15 29H16V28H15ZM34 29H33V30H34ZM48 29H50V26H49ZM58 29H59V28H58ZM74 29H75V28H74ZM20 30H21V29H20ZM24 30H25V29H24ZM27 30H28V29H27ZM30 30H31V29H30ZM55 30H56V29H55ZM61 30H63V29L61 28ZM72 30H73V29H72ZM83 30H82V31H83ZM21 31H22V30H21ZM28 31H29V30H28ZM41 31H42V30H41ZM43 31H44V30H43ZM64 31H65V30H64ZM64 31H63V34H65ZM82 31H81V32H82ZM89 31H91V30H89ZM35 32H37V31H35ZM38 32H39V31H38ZM45 32H46V31H45ZM76 32H77V31H76ZM10 33H11V34H10ZM21 33H22V32H21ZM30 33H31V32H30ZM42 33H43V32H42ZM66 33H67V32H66ZM22 34H23V33H22ZM31 34H32V33H31ZM35 34H36V33H35ZM40 34H41V33H40ZM59 34H60V33H58V35H59ZM18 35H19V34H18ZM26 35H27V34H26ZM26 35H25V36H26ZM38 35H39V34L35 35L34 38H35L36 36H38ZM61 35H62V34H61ZM72 35H73V34H72ZM72 35H71V36H72ZM74 35H76L75 32H74ZM88 35H89V34H88ZM19 36H20V35H19ZM25 36H24V37H25ZM32 36H33V35H32ZM55 36H57V34H56ZM63 36H64V35H63ZM63 36H62V37H63ZM67 36H68V34H67ZM69 36H70V35H69ZM69 36H68V37H69ZM86 36H87V35H86ZM39 37H40V36H39ZM57 37H58V36H57ZM91 37H93V36L89 35L88 38L91 39ZM2 38H1V39H2ZM19 38H20V39H19ZM25 38H26V37H25ZM1 39H0V40H1ZM62 39H63V38H62ZM64 39H68V38L64 37ZM70 39H71V37L69 38V40H70ZM92 39H93V38H92ZM4 40H5V42H6V39H4ZM11 40H10V41H11ZM30 40H31V39H30ZM30 40H28V41H30ZM38 40H39V39H37V41H38ZM16 41H17V42H16ZM55 41H56V39H55ZM67 41H68V40H67ZM21 42H22V41H21ZM25 42H26V40H25ZM69 42H70V43H74V42H71V41H69ZM3 43H4V42H3ZM11 43H12V42H11ZM11 43H10L11 48H14L16 45L14 44V47H13V43H12V44H11ZM31 43H32V42H31ZM33 43H34V41H33ZM36 43H37V42H36ZM56 43H57V42H56ZM56 43H54V41H53V44H54V45H55ZM20 44H22V43H20ZM20 44H19V45H20ZM58 44H59V42H58ZM74 44H75V43H74ZM83 44H84V43H83ZM83 44H82V45H83ZM10 45L8 44L7 46L9 47ZM48 45L53 47V45H51L50 43H49ZM68 45H69V44H68ZM79 45H80V44H77V47H78ZM82 45H81V46H82ZM1 46H3V45L0 44V47H1ZM4 46H5V45H4ZM7 46H6V47H7ZM61 46H62V45H61ZM81 46H80V47H81ZM96 46H97V45H96ZM29 47H30V45H29ZM77 47H76L74 50H76ZM80 47H79V48H80ZM100 47H101V46H100ZM100 47H99V48H100ZM49 48H51V47H49ZM58 48H59V47H58ZM63 48H64V47H63ZM66 48H67V47H66ZM72 48H74V47H72ZM83 48H85V45H84ZM83 48H82V50H83ZM86 48H87V49H90V48H88V47H86ZM102 48H103V47H102ZM16 49H17V47H16ZM51 49H52V48H51ZM103 49H104V48H103ZM0 50H1V49H0ZM2 50H3V49H2ZM8 50H9V48H8ZM8 50H6V51H8ZM11 50H12L13 53H15V51H13V49H11ZM11 50L9 51L10 54H11ZM19 50H20V49H19ZM41 50H42V49H41ZM49 50H50V49H49ZM61 50H62V49H61ZM63 50H64V49H63ZM82 50H81V51H82ZM84 50L87 51L86 49H84ZM92 50H94V48H93ZM71 51H72V50H71ZM89 51H90V50H89ZM96 51H98V49H96ZM99 51H100V50H99ZM99 51H98V52H99ZM105 51L107 52V49H106V48H105ZM105 51H104V52H105ZM108 51H110V50H108ZM2 52H3V51H2ZM4 52H5V51H4ZM66 52H67V50H66ZM77 52H78V50H77ZM90 52H91V51H90ZM90 52H89V53H90ZM101 52H102V50H101ZM104 52H102V53L104 54ZM6 53H7V52H6ZM9 53H8V54H9ZM32 53H33V52H32ZM36 53H37V52H36ZM69 53H70V51H69ZM86 53H87V52H86ZM94 53H95V51H94ZM94 53H93V54H94ZM102 53H101V54H102ZM109 53H112V51L109 52ZM25 54H26V53H25ZM25 54H24V55H25ZM38 54H40V53H37L36 55L39 56ZM72 54H74V53H72ZM87 54H88V53H87ZM87 54L84 55V56L87 57ZM95 54H96V53H95ZM30 55H31V54H30ZM75 55H78V54H75ZM79 55H80L81 59L84 58V57L82 58L83 53H82V55H81V53H80ZM79 55H78V56H79ZM107 55H109L108 52L106 53V56H107ZM116 55H117V54H116ZM116 55H115V56H116ZM118 55H119V54H118ZM4 56H5V55H4ZM6 56H7V55H6ZM8 56H9V55H8ZM10 56H11V55H10ZM33 56H34V55H33ZM40 56H41V55H40ZM43 56H44V55H43ZM68 56H69V55H68ZM78 56H77V57H78ZM94 56H95V55H94ZM101 56H102V55H101ZM103 56H105V55H103ZM109 56H110V55H109ZM115 56H114V57H115ZM120 56H121V55H120ZM24 57H25V56H24ZM34 57H35V56H34ZM45 57H47V56H45ZM86 57H85V59H86ZM91 57H93V56H91ZM97 57H98V56H97ZM110 57H111V56H110ZM121 57H122V56H121ZM121 57H120V58H121ZM1 58H2V57H1ZM37 58H38V57H36V59H37ZM48 58H49V57H48ZM87 58H89V55H88ZM117 58H118V56H117ZM122 58H123V57H122ZM122 58H121V59H122ZM45 59H46V58H45ZM52 59H53V58H52ZM52 59H51V60H52ZM54 59H55V58H54ZM56 59H58V58H56ZM66 59H67V58H66ZM100 59H101V58H100ZM102 59H106V58H102ZM1 60H2V59H1ZM1 60H0V61H1ZM3 60H4V59H3ZM58 60H59V59H58ZM58 60H57V61H58ZM61 60H64V59H61ZM76 60H80V58H79V59H76ZM92 60H94V57H93ZM95 60H98V59H95ZM5 61H6V59H5ZM22 61H23V60H22ZM52 61H54V60H52ZM64 61H65V60H64ZM99 61H100V60H99ZM3 62H4V61H3ZM13 62H15V61H13ZM17 62H18V61H17ZM23 62H24V61H23ZM29 62H32V61H29ZM33 62H34V61H33ZM44 62H45V61H44ZM49 62H50V61H49ZM58 62H59V61H58ZM91 62H92V61H91ZM36 63H37V62H36ZM66 63H67V62H65V64H66ZM73 63H74V62H72L71 64H73ZM77 63H78V62H77ZM119 63H120V62H119ZM0 64H2V63H0ZM4 64H5V62H4ZM25 64H26V63H25ZM42 64H43V63H42ZM59 64L62 65V64H64V63H61V62H60ZM59 64H58V65H59ZM74 64H75V63H74ZM78 64H79V63H78ZM80 64H82V63H80ZM18 65H20V64H18ZM21 65H22V63H21ZM21 65H20V66H21ZM23 65H24V63H23ZM31 65H32V63H31ZM48 65H49V64H48ZM48 65H47V66H44V68H43L44 71H46V70L48 69ZM50 65H51V63H50ZM58 65L55 64L56 67H58ZM88 65H89V64H88ZM100 65H101V64H100ZM29 66H30V64H29ZM29 66H28V67H29ZM63 66H66V65H63ZM63 66H61V67H63ZM73 66H77V65L75 64V65H73ZM82 66H83V64H82ZM93 66L95 67V65H93ZM109 66H110V65H109ZM109 66H108V68H110ZM116 66H117V65H116ZM125 66H126V65H125ZM39 67H40V66H39ZM41 67H42V66H41ZM45 67H46V68H45ZM56 67H55V69H56ZM59 67H60V65H59ZM70 67H71V66H70ZM80 67H81V66H80ZM91 67H92V66H91ZM91 67H90V65H89V68H91ZM94 67H93V70L97 68V66H96V68H94ZM106 67H107V66H106ZM16 68H17V67H16ZM23 68H24V67H23ZM33 68H34V67H33ZM71 68H72V67H71ZM74 68H75V67H74ZM126 68H127V67H126ZM0 69H1V66H0ZM26 69H27V66H26ZM45 69H46V70H45ZM77 69H80V68L77 67ZM77 69H75V70L73 69V70L76 71V73H78V70H77ZM4 70H5V69H4ZM17 70H18V69H17ZM19 70H20V69H19ZM41 70H42V69L40 68V70H38V71H41ZM43 70H42V73H44ZM57 70H59V68H58ZM57 70H55V71H57ZM61 70H62V69H61ZM61 70H60V71H61ZM66 70H68V69H66ZM71 70H72V69H71ZM86 70H87V68H86ZM117 70H118V69H117ZM126 70H127V69H126ZM0 71H3V69L0 70ZM47 71H48V70H47ZM49 71H50V70H49ZM74 71H70V70H69L68 73L70 72L69 74H72V72H74ZM89 71H90V69H89ZM89 71H88V72H89ZM99 71H100V70L97 69V73H98ZM184 71H185V70H184ZM184 71H183V72H184ZM3 72H4L3 75H5L6 70L3 71ZM3 72H0V73H3ZM12 72H13V71H12ZM84 72H85V70H84ZM88 72H85V73H87L88 76H89V73H88ZM91 72H93L92 69H91ZM91 72H90V75H94V74H91ZM94 72H95V71H94ZM94 72H93V73H94ZM106 72H107V71H105V73H106ZM112 72H113V71H111V73H112ZM137 72H138V71H137ZM194 72H195V71H194ZM19 73H20V71H19ZM53 73H55V72H53ZM61 73H62V72H61ZM68 73H67V74H68ZM109 73H110V71H109ZM124 73H125V72H124ZM128 73H129V72H128ZM186 73H187V72H186ZM56 74H57V73H56ZM87 74H86V75H87ZM95 74H96V73H95ZM184 74H185V73H184ZM189 74H190V73H189ZM199 74H200V72H199ZM201 74L203 75V73H201ZM1 75H2V74H1ZM44 75H45V74H44ZM47 75H48V74H47ZM59 75H60V72H59ZM82 75H83V74H82ZM84 75H85V74H84ZM107 75H108V74H107ZM116 75H117V74L112 75V76H116ZM118 75H119V74H118ZM121 75H122V74H121ZM129 75H130V74H129ZM141 75H142V74H141ZM33 76H34V75H33ZM74 76H75V75H74ZM88 76H87V78H89ZM105 76H106V75H105ZM108 76H109V75H108ZM194 76H195V75H194ZM196 76H197V75H196ZM203 76H205V75H203ZM9 77H10V76H9ZM9 77H8V78L5 77V79H6V78L9 79L8 82H10V83H9L8 85H9V86L12 85L11 83L16 84L15 82H17V77H14V78L12 77V79H11L12 81H10V78H9ZM29 77H32V76L29 75ZM36 77H37V76H36ZM45 77H47V76H45ZM50 77H51V75H50ZM50 77H49V78H50ZM69 77H71V75H70ZM90 77H91V76H90ZM125 77H126V76H125ZM132 77H133V76H132ZM200 77H201V76H200ZM205 77H206V76H205ZM1 78H4V77H1ZM25 78H26V77H25ZM25 78H24V79H25ZM42 78L44 79V77H42ZM53 78H54V76H53ZM56 78H57V77H56ZM67 78H68V77H67ZM67 78H66V79H67ZM81 78H82V77H81ZM83 78H85V77H83ZM91 78H92V77H91ZM98 78H100V77H98ZM102 78L104 79V77H102ZM120 78H121V77H120ZM146 78H147V77H146ZM206 78H207V77H206ZM5 79H4V80H5ZM14 79H15L16 81H15ZM31 79H32V78H31ZM71 79H73V78H71ZM111 79H112V78H111ZM111 79H106V80H110V81H111ZM113 79H115V77H114ZM133 79H134V78H133ZM144 79H145V78H144ZM144 79H142V80L144 81ZM187 79H188V78H187ZM197 79H198V78H197ZM199 79H200V78H199ZM202 79H203V78H202ZM208 79H209V78H208ZM29 80H30V79H29ZM37 80H38V79H37ZM37 80H36L35 82L38 83ZM45 80H46V79H44V81H45ZM48 80H49V79H48ZM48 80H47V81H48ZM52 80H53V79H51V81H52ZM64 80H65V79H64ZM67 80H68V79H67ZM100 80H101V79H99V81H100ZM106 80H105V81H106ZM125 80H126V79H125ZM129 80H131V79H129ZM136 80H139V79H136ZM210 80H211V79H210ZM210 80H209V81H210ZM18 81H20V80H18ZM25 81H26V80H25ZM41 81H43V80H41ZM54 81H57V80L55 79ZM54 81H53V82H54ZM81 81H82V80H81ZM89 81H91V80H89ZM110 81H108V82H110ZM114 81H115V80H114ZM200 81H201V80H200ZM0 82H1V81H0ZM8 82H7V83H8ZM31 82H32V81H31ZM45 82H46V81H45ZM45 82H44V83H45ZM49 82H50V80H49ZM69 82H70V81H69ZM97 82H98V81H97ZM124 82H125V81H124ZM135 82H136V81H135ZM145 82H146V80H145ZM145 82H144V83H145ZM206 82H207V81H206ZM214 82H215V84L217 85V81H213V84H214ZM1 83H2V82H1ZM24 83H25V82H24ZM24 83L22 84V86H24ZM32 83H34V81H33ZM42 83H43V82H40V85H41ZM46 83H47V82H46ZM79 83H80V82H78V84H79ZM98 83H99V82H98ZM111 83H113V82H111ZM111 83H110V84H111ZM125 83L127 84V83H130V82L127 81V82H125ZM125 83H124V84H125ZM133 83H134V82H133ZM136 83H138V82H136ZM136 83H135V84H136ZM139 83H141V82H139ZM148 83H149V82H148ZM152 83H153V82H152ZM156 83H157V82H156ZM159 83H160V82H159ZM171 83H172V81H171ZM173 83H175V82L173 81ZM173 83H172V84H173ZM185 83H186V82H185ZM185 83H184L183 81L180 82V84H181L182 86H183ZM194 83H195V82H194ZM5 84H6V82H5ZM25 84H26V83H25ZM28 84H29V83H28ZM28 84H26V85H28ZM62 84H63V83H62ZM67 84H68V83H65L66 86H67ZM70 84H72V81L69 83V87H70ZM81 84H82V82H81ZM115 84H116V82H115ZM124 84H123V85H124ZM146 84H147V83H146ZM161 84H162V83H161ZM177 84H178V83H177ZM190 84H192V83H190ZM195 84H197V83H195ZM200 84H201V83H200ZM215 84H214V85H215ZM218 84H219V83H218ZM6 85H7V84H6ZM26 85L23 87L24 89L26 88ZM31 85H32V84H31ZM33 85H34V84H33ZM35 85H36V84H35ZM35 85H34V87H35ZM40 85H39V86H40ZM82 85H83V87H84V84H82ZM96 85H97V84H96ZM96 85H95V86H96ZM102 85H103V84H102ZM104 85L107 86V82H106V84H105V82H104ZM104 85H103V86H104ZM119 85H120V83H119ZM119 85H118V86H119ZM141 85H142V83H141ZM148 85H149V84H148ZM162 85H163V84H162ZM164 85H166V84H164ZM174 85H175V84H174ZM178 85H179V84H178ZM178 85H177V86H178ZM181 85H180V86H181ZM216 85L214 86V88L216 87ZM220 85H221V84H219L218 86H220ZM0 86L3 88V87H4V83H3V85H0ZM13 86H15V85H13ZM22 86H21V87H22ZM46 86L48 87V85H46ZM46 86H45V87H46ZM52 86H53V85H52ZM62 86H64V84H63ZM66 86H64V88H65ZM76 86H77V85H76ZM124 86H125V85H124ZM127 86H128V85H127ZM150 86H151V83H150L149 86H147V88H149ZM157 86H158V84H157ZM168 86H169V85H167V87H168ZM188 86H189V85L186 84L187 90L191 89V88H189ZM198 86H199V84H198ZM206 86H208V85L205 84V88L207 89ZM221 86H222V85H221ZM11 87H12V86H11ZM16 87H17V86H16ZM28 87H30V86H28ZM28 87H27V88H28ZM32 87H33V86H32ZM49 87H50V85H49ZM83 87H80V89L82 90ZM88 87H89V86H88ZM112 87H113V86H112ZM112 87H111V88H112ZM114 87H117V86H114ZM125 87H126V86H125ZM130 87H131V86H130ZM142 87H143V88H142ZM144 87L146 88V86H141V87H139V85H138V88H140V89H141V88H142V89H145ZM153 87H154V86H153ZM174 87H176V86H174ZM186 87H185V88H186ZM199 87H200V86H199ZM202 87H203V86H202ZM202 87H200L199 89H201ZM209 87H210V86H209ZM211 87H212V86H211ZM224 87H226V86L224 85ZM224 87H223V88H224ZM17 88H18V87H17ZM27 88H26V89H27ZM52 88H54V87H52ZM64 88H63V89H64ZM67 88H68V86L66 87V90H67ZM105 88H106V87H105ZM131 88H133V87H131ZM136 88H137V85H136ZM147 88H146V89H147ZM150 88H151V87H150ZM150 88H149V90H150ZM156 88H157V87H155V90H160V88H159V89H156ZM164 88H166V87H164ZM170 88H171V87H170ZM178 88H179V86H178ZM183 88H184V87H183ZM183 88H180V89L182 90ZM185 88H184V89H185ZM188 88H189V89H188ZM194 88H196V87L194 86ZM197 88H198V87H197ZM220 88H221V87H220ZM223 88H221V89H223ZM75 89H77V88H74V90H75ZM80 89L77 90V91H81ZM133 89H134V88H133ZM151 89H152V88H151ZM162 89H163V88H162ZM218 89H219V88H218ZM0 90L3 91L1 88H0ZM4 90H5V89H4ZM7 90H8V92H6V90H5V92L3 91L5 95H4L3 93H1V94H3V95L5 96V97H4V100L7 98V97H6L7 95L10 96V98H7L8 100H9V99H12L14 96H15V98L18 97L17 100H19V98L22 97L23 93L26 92V90H24L23 93H20L21 91H20V90L17 91V89H16V90H14V91H16L15 94H16L17 92H19V91H20V92L18 93V95H14L13 93H10V92H14V91H11V90H13V89L10 90V89L7 88ZM27 90H28V89H27ZM31 90H32V89H31ZM39 90H40V88H39ZM45 90H49V89H44V91H45ZM52 90H53V89H52ZM52 90L50 89L49 91H52ZM59 90H62V89H61V86H60ZM64 90H65V89H64ZM64 90H63V92L61 91L62 93H60V94H63V96H66V95H67V96H66L67 98H70V97L73 98V95L76 93V92H75L73 95L71 94V95H72V96H71V95H70L71 92H70V93L66 92V93H68V94H66V93H64V92H65ZM74 90H73V91H74ZM100 90H102V88H100ZM127 90H128V89H127ZM131 90H132V89L128 90L129 92H127V91H126V92H127V93H130ZM136 90H137V89H136ZM138 90H139V89H138ZM147 90H148V89H147ZM147 90H145V92H147ZM166 90H167V89H166ZM174 90H175V89H174ZM196 90H197V89H196ZM196 90H195V91H196ZM201 90H202V92H205V91H203V89H201ZM1 91H0V92H1ZM9 91H10V92H9ZM36 91H37V90H36ZM44 91H43V92H44ZM49 91H48V93H49ZM57 91H58V90H57ZM57 91H56V92H57ZM67 91H68V90H67ZM69 91H71L70 88H69ZM85 91H86V90H85ZM102 91H103V90H102ZM102 91H101V92H102ZM110 91H113V90H110ZM110 91H109V92H110ZM114 91H116V90H114ZM124 91H125V90H124ZM151 91H153V90H151ZM168 91H169V90H168ZM198 91H199V90H198ZM208 91H211V89L208 90ZM208 91H207V94H208L209 96H212V95H210V94L208 93ZM221 91H222V90H221ZM221 91H220V92H221ZM224 91H225V89H224ZM227 91H229V90H227ZM227 91H225V93H226ZM230 91H231V90H230ZM230 91H229V92H230ZM33 92H34V91H32V93H33ZM38 92H39V91H38ZM38 92H37V93L35 92V94L37 95V94L40 93V92H39V93H38ZM45 92H46V91H45ZM126 92H125V93H126ZM135 92H136V91H135ZM138 92H139V91H138ZM141 92H142V90H141ZM141 92H140V94H141ZM148 92H149V91H148ZM171 92H172V91H171ZM202 92H200V95H201ZM7 93H8V94H7ZM28 93L31 94V91L29 90ZM48 93H43V94H44V95L46 94V95L48 96ZM54 93H55V92H54ZM72 93H73V92H72ZM78 93H79V94H78ZM78 93H76L77 95H74V97H75V96H76V97H77V96L79 97V95H80L81 93H80V92H78ZM84 93H85V92H84ZM98 93H99V92H98ZM103 93H106V92L104 91ZM123 93H124V92H123ZM123 93H122V94H123ZM125 93H124L123 95L126 96V97H127L128 95H131V97L134 95L132 91H131V93H132L133 95H132V94H127V93H126L127 95H125ZM163 93H164V92H162V93H157L156 95H157L158 98H159V96H160V98L163 96L164 98L162 97L161 100H164V99H165V100H167V101H168V98H167V97H168L169 95H170L171 97H173V100H174V97L176 96V95L174 96V95H171V94L168 93V96L165 97L164 95H165L166 93H164V94H163ZM172 93H173V92H172ZM180 93H181V92H180ZM182 93H183V92H182ZM191 93H192V91H191ZM196 93H198V92H196ZM213 93H214V92H213ZM1 94H0V95H1ZM6 94H7V95H6ZM10 94H11V95H10ZM12 94H13L14 96L11 98ZM19 94H21V95H19ZM24 94H25V93H24ZM30 94H29V95H30ZM35 94L33 93L32 95H35ZM57 94H58V96H59V91H58ZM57 94H56V95H57ZM64 94H65V95H64ZM93 94H94V93H93ZM95 94H96V93H95ZM95 94H94V95H95ZM158 94H160V95H158ZM202 94H206V93H202ZM207 94H206V95H207ZM211 94H212V93H211ZM218 94H219V93H218ZM227 94H228V92H227ZM229 94H230V93H229ZM229 94H228V95H229ZM234 94H235V93H234ZM44 95L40 94L39 96H43V97H45L46 95H45V96H44ZM56 95H54V98H55L56 100H58V97H57ZM69 95H70V96H69ZM81 95H82V97H81V100H82L84 94H81ZM103 95H104V94H103ZM111 95H112V94H111ZM111 95H110V96H111ZM135 95H136V97H137V93H135ZM141 95H142V94H141ZM141 95H138L139 98H140ZM156 95H155V96H156ZM161 95H162V96H161ZM182 95H183V94H182ZM191 95H192V94H191ZM215 95H216V94H215ZM220 95H221V94H220ZM236 95H237V94H235L234 96H236ZM1 96H2V95H1ZM19 96H21V97H19ZM51 96H52V93H51V95H50L49 102H51V101L53 102V101L55 100V99H53V97L51 98ZM55 96H56L57 98H56ZM63 96H61V95L59 96L60 99H63V98H64L63 101H61V100L59 99V102H60V101H61V102H64V100H67V98H66V97H63ZM98 96H99V95H98ZM104 96H105V95H104ZM117 96H118V98H120L119 95H116V100H117ZM155 96H154V97H155ZM217 96H219V95H217ZM226 96H227V95H226ZM230 96H233V93H232V95L230 94ZM230 96H229L228 99L232 98V97H230ZM234 96H233V98H234ZM237 96H238V95H237ZM61 97H63V98H61ZM76 97H75V98H76ZM92 97H93V96H92ZM121 97H122V96H121ZM129 97H130V96H129ZM141 97H144V94H143V96H141ZM146 97H147V96H146ZM146 97H145V99L143 98L144 100L141 99V100L143 101L142 103L140 102L141 100H139V99H138L139 101H137V102H133V103H135V104H132V105H131L130 103H127V105H124V107L126 106L125 108H124L123 106H119V105H123L122 103L119 104V105L116 104L117 106L114 105L113 107H112L113 104L111 105L112 109H113L114 107H118V109H117V108H116V109H117L118 111L120 110V111H119L120 114H117V115H119L121 118H124L123 115L126 114L127 112H129V113H127V116H125V117H129L130 120H129V118H127L126 121H124V120L122 119L123 121H122V120H121V121L119 120V122H118L120 125L122 124V125L128 126V128L125 127V128H127V129H130V128H131V130H127V133H128L129 131L132 133V132L134 131V129H135V128L133 129V127H130V125L132 124L131 122H133V124L138 123V122L143 124V121H144V120L142 121L141 119H146L145 122H146L147 120L150 121V122H151V120H152V122H153V121L156 122V120H157L156 123L163 122V121H162L163 119H164V121H166L165 119H166L167 117L165 118V114L167 113V116H168V114L170 113V112H168V111H170L169 109H170V107H171L173 104L166 103L165 106H164V104H163V106H162V103H161V106H160V104L157 105V106L160 107V108H158V110L160 109L161 111H165V110H164V107H165V108H168V107L170 106L169 109H166L167 112H166V111H165L166 113L164 112L165 114H163L161 111H159V112H157V111H153V112L156 113V115L159 114L160 112L164 115V117H163L162 114L160 113L158 116L161 115L163 118H162V117H157V116L155 115V113L153 114V112H151V109L154 110L155 108H157L156 106H154V107L152 106V105H155V103H157V104L159 103V102H158V99L155 100V98H157V97H155L154 99H152L151 97H153V94L150 95V97H148V98H146ZM215 97H216V96H215ZM219 97L221 98V96H219ZM223 97H224V96H223ZM238 97H239V96H238ZM238 97H236V98H238ZM241 97H242V96H241ZM2 98H3V96H2ZM26 98H27V97H26ZM26 98H25V97H24V98H21L20 101H19L20 103L14 99V101H16V106H17V108H18L20 105L22 106V104H25V105H26V104H27L26 102H28V103H32V102H30L29 100L32 101L33 99H35L34 97H33V98H27L28 100H27ZM39 98H40V97H39ZM41 98H42V97H41ZM46 98H47V97H46ZM46 98H45V99H46ZM108 98H109V97H107V99L103 97V99H102V98H101V99H102V100L105 99V101H106V100H109V99H110V98H109V99H108ZM113 98H114V97H113ZM122 98H123V97H122ZM122 98H121V99H122ZM124 98H125V97H124ZM127 98H128V97H127ZM180 98H185V97H180ZM180 98H179V99H180ZM207 98H208V97H207ZM211 98H212V97H211ZM211 98H210V99H211ZM216 98H218V97H216ZM220 98H218V99H220ZM226 98H227V97H226ZM243 98H244V97H243ZM246 98H247V97H246ZM91 99H92V98H91ZM129 99H130V98H129ZM133 99H134V98H133ZM133 99H131V100H133ZM148 99H149V100H148ZM150 99H152L151 101L154 100V104H151V103H150V104H151V108H147V107H145L146 113H144V115H143L142 113L145 112V110H143V106H145V104H146V103H144V102L150 101ZM179 99H177V100H179ZM190 99H191V98H190ZM190 99H189V98H187V100H185V99H184V100H183V99H180L179 101H176V103L173 102L174 105H173V107L171 108V109H172L171 111H173V109H174V111H173L174 113H172L173 115L170 113L171 116H168V117L172 118V116L175 115V110L179 108V107H176V108H175V106H183V107H184V105H186L185 108H190L191 106H190L189 104H188V105H189L190 107L187 106V103L181 105V103H182L183 101H185V102L188 101V100L190 101ZM192 99H193V98H192ZM194 99H197V98H194ZM199 99L201 100V99H203V98H198L197 100H199ZM205 99H206V98H205ZM228 99H227L226 101H223V100H222L220 103H219V101H218V102H217L218 104L215 103V101H216V100H215L213 104H214V105H217V106H218L219 104H222V103H223V104H224V103H225V104H231V105H232V104H233V105H234V104H235V105L237 104V106H240L241 104H242V106H244V104L247 105V106H248V105H253V104H255V103H253L252 101H251L252 104H251L249 101H248V103H250V104H248V103H247V104H246V103L243 104V102H241V101H237V100L235 101V99H234V100H233V99H232V100H228ZM241 99H242V98H241ZM247 99H248V98H247ZM1 100H2V102H0V103H3V99H1V97H0V101H1ZM8 100H5V101H7V103H9ZM21 100H22V101H25V100H26V101H25V102H22ZM35 100H36V102H39V103H40V102H43V101H42L43 99H41V101H40V99L38 100V98L35 99ZM35 100L33 101L34 103H36ZM50 100H51V101H50ZM71 100H72V99H71ZM73 100H74V98H73ZM76 100L78 101V100H80V99L77 98ZM94 100L96 101V98H95ZM94 100H92V101H94ZM97 100H98V98H97ZM116 100H115V103H116ZM118 100H119V99H118ZM131 100H129V101H131ZM145 100H146V101H145ZM159 100H160V99H159ZM161 100H160V102H164V101H161ZM14 101H13V102H14ZM74 101H75V100H74ZM95 101L92 102V103H93V104H94V103L97 104V102H95ZM125 101H126V100H125ZM155 101H156V102H155ZM167 101H165V102H167ZM174 101H175V100H174ZM201 101H203V100H201ZM206 101H208V99H207ZM206 101H203V102L206 103ZM242 101H243V100H242ZM253 101H254V100H253ZM257 101L259 102V105L264 104L263 101H259V100H257ZM11 102H12V101H10V103H11ZM45 102H47V101H45ZM45 102H43V103H45ZM49 102H47V103H49ZM72 102H73V101H72ZM99 102L101 103L100 100H99ZM108 102H109V101H108ZM122 102H124V99H123ZM126 102H127V101H126ZM138 102L141 103V106H140V105H136ZM165 102H164V103H165ZM169 102H170V100H169ZM178 102H179V103H178ZM195 102H196V101H195ZM210 102H211V101H210ZM246 102H247V101H246ZM258 102H256V103H258ZM261 102H262V103H261ZM7 103H5V105H6ZM18 103L20 104L19 106L17 105ZM21 103H22V104H21ZM70 103H71V102H70ZM77 103H79V101H78ZM92 103H91V104H92ZM100 103H99V104H100ZM102 103H103V102H102ZM105 103H106V102H105ZM109 103H110V102H109ZM115 103H114V104H115ZM119 103H120V101H119ZM124 103H125V102H124ZM131 103H132V102H131ZM140 103H138V104H140ZM143 103H144V104H143ZM171 103H172V101H171ZM189 103H190V102H189ZM191 103L193 104L194 102H191ZM197 103H198V102H197ZM205 103H203V104H205ZM260 103H261V104H260ZM57 104H59V103H57ZM57 104H56V106H57ZM75 104H76V103H75ZM79 104H80V103H79ZM106 104H107V103H106ZM128 104H129V107H128L129 111H126V110H128V109H127ZM147 104L149 105V102H147ZM167 104H168L169 106H167ZM175 104H176V105H175ZM177 104H179V105H177ZM198 104H200V103H198ZM198 104H196V105H198ZM225 104H224V105H225ZM238 104H239V105H238ZM2 105L5 106L4 104H2ZM2 105L0 104V107H1ZM7 105H8V106H5L4 108H5V109L7 108V112H8V111H11V110H9V109H13V108H14L15 103H13V106H12L11 104H10V105L7 104ZM27 105H29V104H27ZM27 105H26V107H28ZM30 105H31V104H30ZM30 105H29V106H30ZM32 105H34V104H32ZM45 105H46V104H45ZM60 105H61V104H60ZM60 105H59V109H60ZM62 105H63V104H62ZM76 105H78V104H76ZM134 105L137 106L138 108L135 109L136 107H133ZM194 105H195V103L193 104V106H194ZM210 105H212V103H211ZM210 105H209V107H210ZM231 105H227V107H228V106H231ZM233 105H232V106H233ZM10 106H11L12 108H11ZM21 106H20V107H21ZM23 106H24V105H23ZM73 106L75 107L74 104H73ZM79 106H80V105H79ZM89 106H90V105H89ZM91 106H92V105H91ZM98 106H99V105H98ZM100 106H103V105L101 104ZM130 106L133 107L134 110H136V114H137L138 111H141V113L138 112V115H139V114H140V115L142 114V115H141L142 117L137 116L136 114H134L135 111L132 110L133 108L130 110V108H131ZM139 106H140V107H139ZM198 106H199V105H198ZM225 106H226V105H225ZM232 106H231V108H232ZM237 106H236V107H237ZM8 107H9V109H8ZM26 107H24V108H26ZM63 107H64V106H63ZM68 107H70V105H69ZM93 107H94V106H93ZM103 107H108V105H107V106H103ZM119 107H121V108L123 107V108L120 109ZM141 107H142V108H141ZM148 107H149V106H148ZM183 107H182V108H183ZM207 107H208V106H207ZM227 107H226V108H227ZM236 107H235V108H236ZM248 107H249V106H248ZM17 108H16V109H17ZM31 108H32V107H30L29 109L31 110ZM42 108H43V107H42ZM65 108H66V106H65ZM65 108H62V109H65ZM139 108H140L141 110H140ZM153 108H154V109H153ZM161 108H163V110H162ZM195 108H196V107H194V111L197 110L198 108H199L198 110L200 111V107H197V109H195ZM201 108H202V107H201ZM203 108H206V107H203ZM210 108H211V107H210ZM215 108H216V106H215ZM223 108H225V107L223 106ZM233 108H234V107H233ZM239 108H243V107H239ZM2 109H3V108H2ZM2 109H1V111L4 110L3 112L7 113V112L5 111V109H3V110H2ZM16 109H15V110H16ZM18 109H20V108H18ZM22 109H23V107H22ZM27 109H28V108H27ZM27 109H26V110H27ZM29 109H28V111H30ZM38 109H39V108H38ZM46 109H47V108H46ZM54 109H55V108H54ZM56 109H58V107H56ZM69 109H70V108H69ZM80 109H81V108H80ZM104 109H105V108H104ZM149 109H150V111H149ZM218 109H221V108L219 107ZM227 109H229V108H227ZM227 109H226V110H227ZM26 110H25V111H26ZM98 110H99V109H98ZM100 110H101V109H100ZM100 110L97 111L96 113H99V114H100V113H103V112H100ZM114 110H115V109H114ZM117 110H116V111H117ZM124 110H125L126 113H124ZM147 110H148V112H150V115H151V116H152V115H155V117L152 116V117H154L153 119H151L152 117H151V118H150V117H147V116H149V115H148L149 113L147 112ZM155 110H157V109H155ZM178 110H179V111H178ZM178 110H177V111H178V114H176V116H177V115H180V114H183V113H182L183 110L181 111V107H180V109H178ZM190 110H191V109H190ZM201 110H202V109H201ZM203 110H205V109H203ZM207 110H208V109H207ZM12 111H14V110H12ZM23 111H24V110H23ZM25 111H24V112H25ZM28 111H27V112H28ZM36 111H38V110H36ZM43 111H44V110H43ZM49 111H50V110H49ZM49 111L45 110V113H47V112H49ZM51 111H52V110H51ZM70 111L72 112L73 110L71 109ZM79 111H80V110H79ZM101 111H103V110H101ZM104 111H105V110H104ZM121 111H122V114H121ZM142 111H143V112H142ZM177 111H176V113H177ZM214 111L218 112L217 110H213V111H210L209 114H210L211 112L213 113ZM219 111H220V110H219ZM221 111H222V109H221ZM223 111H225V110L223 109ZM19 112H22V110L19 111ZM19 112H18V111H17V113H16V112H14V113L11 112L14 120H16L14 114L16 113V114H19L18 116H20V113H19ZM27 112H26V113H27ZM40 112H41V111H40ZM61 112H62V111H61ZM63 112H64V111H63ZM68 112H69V111H68ZM68 112H67V113H68ZM92 112H94V111H92ZM113 112H114V111H113ZM119 112H118V113H119ZM131 112H133L132 117L134 118V120H135L136 118H138V117H139L138 119H140V120H137V119H136V120L134 121L133 118H131V116H128V114L130 115ZM179 112H181V113H179ZM184 112H185V114H184L183 116L186 115V111H185V110H184ZM187 112H190V111L187 110ZM1 113H2V112H1ZM8 113H9V112H8ZM30 113H31V112H30ZM34 113H35V112H34ZM43 113H44V112H41V114H40L41 116L39 115L40 118H43V116L48 115V113L45 114V115H44ZM55 113H56V111H55ZM58 113H60V112L58 111ZM65 113H66V111H65ZM69 113H70V112H69ZM69 113H68V116H70ZM94 113H95V112H94ZM114 113H115V112H114ZM123 113H124V114H123ZM147 113H148V114H147ZM202 113H203V111H202ZM2 114L4 115V113H2ZM61 114H62V113H61ZM80 114H81V113H80ZM111 114H113V113H111ZM115 114H116V113H115ZM115 114H113V116H114ZM170 114H169V115H170ZM189 114H190V113H189ZM215 114H217V113H215ZM215 114H212V115L214 116ZM3 115H1V116H2V120H1V121H3V119H4V121H5V118H3ZM22 115H23V114H22ZM28 115H29V113H28ZM42 115H43V116H42ZM55 115H56V114H55ZM106 115H107V114H106ZM121 115H122V116H121ZM134 115H136V118L134 117ZM146 115H147V116H146ZM192 115H196V114H192ZM197 115H198V114H197ZM199 115H200V114H199ZM201 115H202L201 117H203V114H201ZM205 115L207 116V113H206V112H205ZM212 115L210 114L209 116L212 117ZM10 116H11V115L9 114V119H12V118H11L12 116H11V117H10ZM25 116H26V115H25ZM29 116H30V115H29ZM31 116H34V115L32 114ZM31 116H30L29 118H31ZM37 116H38V115H37ZM58 116H59V115H57V117H58ZM73 116H74V114H73ZM76 116H79L78 112H77V115H76ZM82 116H83V115H82ZM86 116H87V115H86ZM98 116H99V115H98ZM101 116H102V115H101ZM110 116H112V115H110ZM143 116H146V117H143ZM176 116H175V117H176ZM209 116H208V117H209ZM4 117H5V116H4ZM23 117H24V116H22V118H23ZM27 117H28V116H27ZM35 117H36V116H35ZM35 117H34V118H35ZM50 117H51V116H50ZM53 117H55V116H53ZM62 117H64V116H62ZM87 117H88V116H87ZM107 117H108V116H107ZM115 117H116V116H115ZM156 117H157V118H156ZM181 117H182V115H181ZM188 117H191V116L188 115ZM188 117H186V120H185V121H188V120L190 119V118H188ZM193 117L195 118V116H193ZM193 117H192V119H194ZM196 117H197V116H196ZM208 117H207L206 119H209ZM0 118H1V117H0ZM6 118H8V116H7ZM20 118H21V117H20ZM36 118H38V117H36ZM59 118H60V117H59ZM81 118H82V117H81ZM83 118H85V117H83ZM91 118H92V117H91ZM93 118H94V117H93ZM98 118H99V117H98ZM109 118H110V117H109ZM113 118H114V117H113ZM117 118H118V117H117ZM159 118H162V120L159 119ZM179 118H180V117H179ZM182 118H183V117H182ZM187 118H188V119H187ZM199 118H200V117H199ZM199 118H198V119H199ZM203 118H205V117H203ZM24 119H25V117H24ZM24 119H23V120H24ZM56 119H57V118H56ZM70 119H72V118H70ZM77 119H79V118L77 117ZM106 119H107V118H106ZM111 119H112V118H111ZM111 119H108V120H111ZM150 119H151V120H150ZM158 119L161 120V121H159ZM177 119H178V118H176V120L174 119V121H177V122H180V121H181V122H182V120L178 121ZM184 119H185V117H184ZM17 120H20V119H17ZM23 120H22V122H23ZM36 120H38V119H36ZM51 120L54 121L53 119H51ZM51 120H50V122H51ZM59 120H60V119H59ZM59 120L57 119V121H59ZM62 120H63V119H62ZM66 120H69V119H66ZM72 120H73V119H72ZM108 120H106V122H108ZM112 120H113V119H112ZM167 120H168V118H167ZM195 120L197 121L196 118H195ZM195 120H194V121H195ZM201 120H202V119H201ZM203 120H205V119H203ZM8 121H9V120H8ZM29 121H31V120H29ZM75 121H76V120H75ZM75 121H74V122H75ZM79 121H80V120H79ZM79 121H78V122H79ZM117 121H118V120H116L115 122H117ZM127 121H128V122H127ZM130 121H131V122H130ZM158 121H159V122H158ZM170 121H172V120H170ZM190 121L192 122V120H189V123H190ZM194 121H193V122H194ZM198 121H199V120H198ZM207 121H208V122H209V121L211 122V120H207ZM17 122H18V121H17ZM19 122H20V121H19ZM61 122H62V121H61ZM104 122H105V120H104ZM106 122H105V124H107ZM111 122H114V121H111ZM134 122H135V123H134ZM9 123H10V122H9ZM15 123H16V122H15ZM26 123H27V122H26ZM33 123H34V119H33ZM55 123L57 124V122H55ZM68 123H69V122H68ZM70 123H71V122H70ZM70 123H69V124H70ZM72 123H73V122H72ZM72 123H71V124H72ZM80 123H81V122H79V124H80ZM90 123H91V122H90ZM92 123H93V122H92ZM95 123H96V122H95ZM101 123H102V124H101ZM101 123H100V126H101V125H104V126H105V124H103V120H102ZM123 123H126V124H123ZM130 123H131V124H130ZM166 123H168L167 125H169V123H170L169 120H168V122H165V124H166ZM172 123H173V121H172ZM172 123H170V125H173V124H174V123H173V124H172ZM186 123H187V122H186ZM195 123H196V122H195ZM0 124H1V122H0ZM35 124H37V123H35ZM49 124H51V123H49ZM61 124H62V123H61ZM73 124H75V123H73ZM76 124H77V121H76ZM111 124H113V123H111ZM116 124H117V123H116ZM129 124H130V125H129ZM145 124H147V123H145ZM148 124H150V123L148 122ZM152 124H153V123H152ZM152 124H151V125H152ZM154 124H155V123H154ZM154 124H153V125H154ZM163 124H164V122H163L162 125L160 126L162 129H161V128H160V129H159V128H158V129H155V127H154V129H155L154 131L156 132V130H157V131H158V130H160V131L162 130L163 133H165L164 130L167 131V130H169L168 128H170V129L172 128L170 125H169V126L165 125V127H164ZM179 124H180V123H179ZM181 124H182V125H181ZM181 124L178 125V126H179V127L182 126L184 129H185V128H186V129H189L190 126H191L190 124H189V125L187 124V125H185V126H187V127H185V126H183L184 123H181ZM19 125H20V124H19ZM26 125H27V124H26ZM38 125H39V124H38ZM40 125H41V124H40ZM53 125H54V124H53ZM67 125H68V124H67ZM80 125H81V124H80ZM113 125H114V126H113ZM113 125H112V126L110 125V126H111V129H112V127H113V130H115V131H116V130H119V128L117 129V127H116L117 125L115 126V123H114ZM159 125H160V124H158V126H159ZM174 125H175V124H174ZM174 125H173V128L175 129V127L177 126V123H176V126H174ZM192 125H193V124H192ZM194 125H196V124H194ZM194 125H193V128L196 127L197 130L199 131V130H201L202 128H206L205 126H206L207 124H203V125H205V126H203V125L201 124L203 127L200 126V124H197L198 126H200V127H202V128L197 127V126L194 127ZM212 125H213V124H212ZM212 125H211V126H212ZM22 126L24 127V124H23ZM31 126H32V123H31ZM59 126H60V125H59ZM65 126H66V125H65ZM89 126H90V125H89ZM92 126H93V125H92ZM92 126H91V127H92ZM162 126H163V127H162ZM166 126H167V127H166ZM207 126H210V124L207 125ZM16 127H17V126H16ZM49 127H50V126H49ZM78 127H79V126H78ZM114 127H115L116 129H114ZM156 127H157V125H156ZM8 128H9V127H8ZM10 128H12V127H10ZM67 128L71 129L72 126H71V128H70V127H66V129H67ZM74 128H75V127H74ZM164 128H165V129H164ZM166 128H167V129H166ZM180 128H181V127H180ZM183 128H182V129H179L178 127H176V129H178L179 132H180L181 130H184ZM193 128H192V126H191V129H193ZM198 128H200V129H198ZM35 129H36V128H35ZM35 129H33V130H35ZM66 129H65V131H67V132H71V131L73 130V129H72L71 131H68L69 129H68V130H66ZM80 129H82V128H79V130H80ZM107 129H109V128H107ZM111 129H110V130H111ZM122 129H123V127H122ZM163 129H164V130H163ZM174 129H173V130H174ZM7 130H8V129H7ZM9 130H11V129H9ZM12 130H13V129H12ZM12 130H11V131H12ZM16 130H18V129H16ZM26 130H27V129H26ZM37 130H39V129H37ZM49 130H52V129H49ZM49 130H48V131H49ZM56 130H58V129H56ZM99 130H101V128H100ZM102 130H103V129H102ZM132 130H133V131H132ZM137 130H138V129H135V131H137ZM173 130H172V131H173ZM178 130H177V131H178ZM197 130H195V131L198 132ZM202 130H203V129H202ZM202 130H201V131H202ZM11 131H10V132H11ZM19 131H20V129L18 130V132H19ZM29 131H30V130H29ZM31 131H32V130H31ZM39 131H40V130H39ZM59 131H60V130H59ZM76 131H77V129H76ZM97 131H98V130H97ZM106 131H107V130H106ZM111 131H112V130H111ZM111 131H110V132H111ZM115 131H113L114 135H115ZM122 131H123V130H122ZM122 131H120L121 134H122ZM135 131H134V132H135ZM147 131H148V130H147ZM149 131H150V130H149ZM154 131H153V132H154ZM162 131H161V132H162ZM191 131H194V129L191 130ZM7 132H8V131H7ZM10 132H8V133H10ZM15 132H17V131H15ZM18 132H17V133H18ZM22 132H23V131H22ZM54 132H55V131H54ZM73 132H74V131H73ZM83 132H84V131H83ZM103 132H105V131H103ZM141 132H143V131H141ZM158 132H159V131H158ZM175 132H176V130H175ZM0 133H1V131H0ZM11 133H12V132H11ZM23 133L26 134L25 132H23ZM49 133H51V132H49ZM52 133H53V132H52ZM77 133H78V132H77ZM101 133H102V132H101ZM105 133H106V132H105ZM113 133H112V134H113ZM117 133H118V131L116 132V134H117ZM125 133H126V132H125ZM135 133H138V132H135ZM159 133H160V132H159ZM163 133H162V134H163ZM167 133H170V132L168 131ZM167 133H165L164 135H167ZM1 134H3V133H1ZM14 134H16V133H12V135H14ZM28 134H29V132H28ZM33 134H34V133H33ZM53 134H55V133H53ZM74 134H75V133H74ZM79 134H80V133H79ZM81 134H82V133H81ZM112 134L109 133L108 135H109V136L111 135V137H113ZM118 134H119V133H118ZM128 134H129V135H128ZM128 134H127L128 136L133 135V133H132L131 135H130V133H128ZM162 134H161V136H163ZM170 134H171V133H170ZM9 135H11V134H9ZM30 135H31V134H30ZM64 135H67V136H68V134H65V133H64ZM71 135H72V134H71ZM104 135H105V134H104ZM137 135H138V134H137ZM139 135H140V133H139ZM142 135H143V133H142ZM142 135H141V136H142ZM5 136H6V135H5ZM7 136H8V134H7ZM15 136H17V134H16ZM19 136L21 137V135H19ZM27 136H28V135H27ZM27 136H26V137H27ZM49 136H52V135L49 134ZM67 136H66V137H67ZM75 136H76V135H75ZM100 136H101V134H100ZM119 136H122V135L119 134ZM124 136H125V135H124ZM1 137H3V136H1ZM1 137H0V138H1ZM10 137H11V136H10ZM17 137H18V136H17ZM24 137H25V135H24ZM37 137H38V136H37ZM47 137H48V136H46V138H47ZM53 137H54V135H53ZM64 137H65V136H64ZM64 137H63V139H64ZM101 137H102V136H101ZM107 137H108V136H107ZM115 137H116V135H115ZM134 137H135V136H134ZM136 137H137V136H136ZM159 137H160V136H159ZM6 138H7V137H6ZM13 138H14V137H13ZM13 138H12V139H13ZM15 138H16V137H15ZM32 138H33V137H32ZM35 138H36V137H35ZM46 138H45V139H46ZM48 138H50V137H48ZM69 138H70V136H69ZM117 138H118V136H117ZM119 138L121 139V137H119ZM124 138H125V137H124ZM1 139H2V138H1ZM12 139H11V140H12ZM28 139H29V138H28ZM50 139H51V138H50ZM53 139H54V138H53ZM77 139H78V138H77ZM93 139H94V138H93ZM93 139H92V141H93ZM98 139L101 140L100 137L97 138L96 140H98ZM105 139H107V138H105ZM109 139H110V137H109ZM109 139H108L107 142H106V140L104 141V140H103V137H102V140H103L104 142H106V143H108V142L111 143V142H112V141H110ZM120 139H118V140H120ZM125 139H126L125 141L127 142V141H128V140H127L128 138H125ZM131 139H132V138H131ZM2 140H4V139H2ZM2 140H1V141H2ZM7 140H8V138H7ZM16 140L18 141V139H16ZM19 140H20V139H19ZM29 140H31V139H29ZM35 140H39V138H38V139H35ZM68 140H70V139H68ZM116 140H117V139H116ZM132 140H133V139H132ZM13 141H14V140H13ZM21 141H23V139H22ZM21 141H20V142H21ZM24 141H25V139H24ZM31 141H33V140H31ZM31 141L28 142V140H27V143H26V141H25L24 143H26V144H28V143H29V144H32V146H34L33 143H34V144H35V142L38 143V141H35V142L33 141L32 143H31ZM48 141H49V140H48ZM48 141H47V143H44V144L47 145V144H48ZM59 141H60V140H59ZM63 141H64V140H63ZM65 141H66V140H65ZM98 141H99V140H98ZM113 141H114V140H113ZM120 141H121V140H120ZM11 142H12V141H11ZM14 142H16V141H14ZM14 142H13V143H14ZM39 142H40V140H39ZM49 142H50V141H49ZM51 142H52V141H51ZM55 142H56V140H55ZM121 142H124V141H121ZM149 142H151V141H149ZM152 142H153V141H152ZM175 142H176V141H175ZM175 142H174V144H175ZM18 143H19V142H17V144H18ZM24 143H23V144H24ZM62 143H63V142H62ZM65 143H69V142H65ZM77 143H78V142H77ZM114 143H115V142L111 143V145H110V144H105V143H103V144L109 146L108 149H110V147L112 146V144H113V147H111V149H110V150H112V151H108V152H107V151H104L105 149H104V150L102 149V151H104V153H106V154H108V153L111 152V154H109V155H112V156H113V154H114V155L119 154V152H121V149L119 150V149H116V148H118V147H122L123 144H122V146H119L120 143L118 142L119 144H117V142H116V144H117L118 146L115 147L116 145L114 146ZM128 143H129V142H128ZM147 143H148V142H147ZM155 143H156V142H155ZM155 143H153V144L150 143V144H151L152 147L155 148V145H154ZM1 144H2V143H1ZM50 144H51V143H50ZM86 144H87V143H86ZM89 144H90V143H89ZM101 144H102V143L100 142V145H101ZM103 144H102V145H103ZM125 144H126V143H125ZM134 144H135V143H134ZM136 144H137V142H136ZM145 144H146V143H145ZM55 145H56V144H55ZM64 145H65V144H64ZM98 145H99V144H98ZM120 145H121V144H120ZM130 145H133L132 142H131ZM156 145H157V146H156L157 148H156V149L153 148L154 150L152 149L151 146H149V149H148V148L146 149V148H144L145 146H142V149H143V150L145 149V150L150 151V152H147V151H146V152H145V151H144V152H141V151H142V150H141L139 153H138V152L136 153V152H134L135 149H134V150H131V149L128 150V149H127V150H128L129 153H131V154H132V151H133V152H134V155H135L136 158H137V157L140 158V156H143V155H144L145 158H146V157H147V158L152 157L151 160H156V159H157V161H158V165H160V166L163 165V167H159V166H157V168L159 167V169L162 168V169H161L162 172H161L160 170L154 168V169H156L155 172H159V171H160V173H159V174L161 175L160 178L163 176V177H166L167 179L170 180L171 177H173V178L176 177L175 180H178V181L180 180V182H177V181H175V180H172V179H173V178H172V179H171V181H172L171 183H172L173 185H174L173 182H175V183L177 182V184H180L181 181H182L181 178L186 179L185 176H187V178H193V179H191V180H190V179L187 180V184H188V186H190L189 183H188L189 180H190V182L194 183V184H193V186H194V185L196 184V183H195L196 180H194V178H195V179H198V181H196L197 183L199 182L200 179H203V180H200V183H201L200 185H201V186H200L199 184H196V185H198V186L195 185L194 187H196V188L198 187L199 190H203V191H205V192L202 191V193H206L205 196H206L207 199L204 197V198L206 199V201L203 200V199H201V201H199L200 199H198V201H199L200 203L203 201V204L206 205L203 209L206 210V209L208 208L209 210H206L207 213H205V211H203V209H201L202 207H201V208L199 207V206H200V205H199L200 203H199V204H198V207L196 206V208H199V210L201 209V211H202V212L200 211L199 213H201V214L205 213V214H209V216H210V215L212 216V213L210 214V212H212V210H214V209H213V207H214V208H215L214 211H217L216 209H218L217 214H218V215H219V214L222 215V213H221V212H222V211H221L222 209H221V208H223L222 206H225V205H224V204H225L224 201H225L226 199H231V201L233 200V201L236 202L237 204H243V205H244L245 203H247V202H250V204H253V205H254V208L257 207L256 210L263 209V208H259V209H258V207H260V205H258V203H257L258 201H257V198H256V197H254V198H256V201H257L256 204H255L254 199H253V198L251 199V195H250V193H245V192L241 191L240 189H238V188L235 186V183H234V182H231V180H230V179H234L233 175H239L240 177L251 179V178L253 177V175H252L251 173H247V172H239V173H236V171H235L234 169H232V167H231L230 164L224 162V161L221 160V159H217L216 157H212V156H210V155H208V154L206 155L205 152H203V154H202V153H199V152H202V151H198V152H197V150L195 151V149H192L191 152H188L187 150L185 151L184 149H180V150H182V151H179V153H180V152H181V153L179 154V153H177V152H178V151H177V152H176L177 154H176L175 152L173 153V152H171V151H168V150H169L168 148L165 149V148H162L159 144H156ZM158 145L160 146V149H159V150H158ZM179 145H180V146H183L181 143H180ZM17 146H18V145H17ZM36 146H37V145H36ZM44 146H45V145L42 146L43 149H44ZM56 146H57V145H56ZM56 146H55V147H56ZM59 146H60V145H58V147H59ZM93 146H95L94 148H96V145H93ZM93 146H92V147H93ZM124 146H125V145H124ZM128 146H129V145H128ZM128 146H127V147L125 146V147L128 148ZM184 146H188V144L185 143ZM216 146H217V145H215V147H216ZM26 147H28V146H26ZM29 147H31V146H29ZM34 147H35V146H34ZM38 147L41 148V146H37L36 149H37ZM46 147H48V145L45 146V150L47 151V149H48L49 147H48L47 149H46ZM60 147H61V148L64 147L63 149H65V146H63V147L60 146ZM79 147H80V146H79ZM79 147H77V148H79ZM92 147H91V148H92ZM106 147H107V146H106ZM130 147H131V146H130ZM132 147H134V146H132ZM138 147H140V149H141V146H138ZM146 147H148V146L146 145ZM215 147H213V148H215ZM24 148H25V147H24ZM56 148H57V147H56ZM56 148H55V149H56ZM73 148H76V147H73ZM83 148H85V147H83ZM94 148H93V149H94ZM98 148H99V146H98ZM112 148H115V149H116V153H115L114 149H112ZM123 148H124V147H123ZM150 148H151L153 151H151ZM0 149H1V148H0ZM36 149H34V150H36ZM43 149H42V153H44ZM86 149H87V148H86ZM93 149H92V150H93ZM124 149H125V148H124ZM161 149H162V150H161ZM171 149H172V148H171ZM174 149H175V148H174ZM32 150H33V149H32ZM38 150H40V149H38ZM38 150H36L35 152H37ZM48 150H49V149H48ZM72 150H73V149H71V151H72ZM75 150H76V149H75ZM78 150H79V149H78ZM97 150L99 151V149H97ZM106 150H107V148H106ZM118 150H119V152L117 153ZM127 150H126V151H127ZM138 150H139V149H137V151H138ZM164 150H166V151H164ZM175 150H176V149H175ZM175 150H174V151H175ZM177 150H178V149H177ZM211 150H212V149H211ZM211 150H210V151H211ZM213 150H214V149H213ZM230 150H231V148L229 147V145H228V144H226V145L224 144V145H218V146L215 148L214 151H216V152H220V153H223V154H224V153H228ZM28 151H31V150L29 149ZM55 151H56V150H55ZM59 151H60V150H59ZM59 151H57V152H59ZM73 151H74V150H73ZM80 151H81V150H80ZM82 151H85V150L83 149ZM86 151H87V150H86ZM90 151H91V149H90ZM90 151L88 150V152H90ZM102 151H101V152H102ZM113 151H114V153H113ZM124 151H125V150H124ZM124 151L122 150V152H124ZM128 151H127V152H128ZM130 151H131V152H130ZM172 151H173V150H172ZM194 151H195V152H194ZM33 152H34V151H33ZM38 152H39V151H38ZM38 152H37V153H38ZM40 152H41V150H40ZM40 152H39V153H40ZM48 152H49V151H48ZM50 152H51V151H50ZM57 152H56V153H57ZM67 152H68V151H67ZM77 152H78V151H77ZM93 152H94V154H96V153H95V150H94ZM93 152H90V153H93ZM127 152H125V153L127 154ZM182 152H183V153H182ZM211 152H213V151H211ZM18 153H19V151H18ZM27 153H28V152H27ZM46 153H47V152H46ZM61 153H62V152H61ZM69 153H70V152H69ZM85 153H87V152H85ZM90 153H88V155H89ZM112 153H113V154H112ZM125 153H124V155H126ZM129 153H128V154H129ZM213 153H214V152H213ZM2 154H3V153H2ZM40 154H41V153H40ZM71 154H72V153H70V156H71ZM78 154H79V153H78ZM78 154H77V155H78ZM97 154H98V153H97ZM121 154L123 155V153H121ZM121 154H120V156H121ZM16 155H17V154H16ZM63 155H64V154H63ZM66 155H67V154H66ZM68 155H69V154H68ZM73 155H74V153H73ZM134 155H133V156H134ZM20 156H21V155H20ZM50 156H51V155H50ZM57 156H58V155H57ZM57 156H56V157H57ZM59 156H60V155H59ZM59 156H58V157H59ZM78 156H79V155H78ZM81 156H83V154H82ZM95 156H96V155H95ZM97 156H98V155H97ZM97 156H96V157H97ZM99 156H100V159H103V157H104V156H103V157L101 158V155H99ZM118 156H119V155H118ZM120 156L117 157L119 160H120ZM128 156H130V154H129ZM40 157H41V156H40ZM58 157H57V159H58ZM67 157H69V156H67ZM108 157H109V158H108ZM108 157H107V158L110 159V160L113 159V158H111L110 156H108ZM114 157H116V156H114ZM43 158H45V157H43ZM93 158H94V157H93ZM97 158H98V157H97ZM107 158H106V159H107ZM126 158H127V157H126ZM130 158H131V157H129L128 160H129ZM139 158H137L136 160L138 161ZM143 158H144V157H143ZM104 159H105V157H104ZM114 159H116V158H114ZM122 159H123V157H122ZM122 159H121V160H122ZM132 159L135 160L134 157H133ZM132 159H131V160H132ZM149 159H150V158H149ZM205 159H207V160L209 161L211 167L214 168V170L212 169V171H211V170H209V169L205 166V164H204V162H203V160H205ZM49 160H51V159H49ZM64 160H66V159H64ZM64 160H63V162L68 163L67 161H64ZM76 160H77V159H76ZM79 160H80V159H79ZM89 160H91V159H89ZM110 160H109V161H110ZM128 160H127V161H128ZM140 160H142V158L139 159V161H140ZM101 161H104V160H101ZM109 161H108V162H109ZM117 161H118V160H117ZM117 161H114V160H113L114 163L117 162ZM122 161H123V160H122ZM139 161H138V162H139ZM157 161H156V162H157ZM1 162H2V161H1ZM77 162H78V161H77ZM104 162H106V160H105ZM110 162H111V161H110ZM154 162H155V161H153V163H154ZM159 162H161V163H163V164H159ZM61 163H62V162H61ZM120 163H121V161H120ZM123 163H124V161H123ZM125 163H126V162H125ZM134 163H135V162H134ZM142 163H143V162H142ZM153 163H152V164H153ZM108 164H110V163H108ZM108 164H107V165H108ZM115 164L117 165V163H115ZM121 164H122V163H121ZM2 165H3V164H1V166H2ZM62 165H63V164H62ZM65 165H66V164H65ZM111 165H112V163H111ZM141 165H142V164H141ZM149 165H150V164H148L147 167H149ZM154 165H157V163H154ZM57 166H58V165H57ZM109 166H110V165H108V167H109ZM120 166H121V165H119V167H120ZM165 166H166L165 170H166V171L168 170L169 172H168V171H167V172H166V171L164 172L163 168H164ZM58 167H60V166H58ZM62 167H63V166H62ZM68 167H69V166H68ZM108 167H106V168L108 169ZM119 167H118V168H119ZM121 167L123 168L124 165L122 164ZM121 167H120V168H121ZM106 168H105V169H106ZM109 168H111V167H109ZM127 168H128V167H127ZM151 168H153L152 165H151ZM66 169H67V168H66ZM82 169H83V168H82ZM107 169H106V170H107ZM1 170H2V169H1ZM1 170H0V171H1ZM3 170H4V169H3ZM84 170H85V169H84ZM84 170H83V172L86 171V170H85V171H84ZM100 170H101V169H100ZM102 170H103V172H104V169H102ZM102 170H101V171H102ZM112 170H113V169H112ZM116 170H117V169H116ZM149 170H150V169H149ZM207 170H209V171H207ZM4 171H5V170H4ZM58 171H59V170H58ZM64 171H65V169H64ZM79 171H81V168H80ZM92 171H93V170H92ZM97 171H98V170H97ZM170 171H171V172H170ZM172 171H173L174 173H173ZM175 171H176L177 174H176V176L174 177ZM178 171H179V172H178ZM83 172L81 173L82 175L84 174ZM95 172H96V171H94V173H95ZM107 172H108V171H107ZM109 172H110V171H109ZM163 172H164V173H163ZM181 172L183 173V175L179 176L180 174H182ZM60 173H61V172H60ZM79 173H80V172H79ZM86 173H88V171H86ZM91 173H92V172H91ZM100 173H101V172H100ZM110 173L112 174L113 172H110ZM116 173H117V172H116ZM143 173H144V172H143ZM162 173L165 174V175H163ZM166 173L169 174V176L171 175L170 178L167 177L168 175H167ZM171 173H172V174H171ZM81 174H80V175H81ZM96 174H98V173H96ZM101 174H103V173H101ZM104 174H107V173H104ZM108 174H109V173H108ZM154 174H158V173H154ZM80 175H79V176H80ZM177 175H178V177H179L180 179L177 177ZM7 176H9V175H6L5 177H7ZM10 176H11V175H10ZM77 176H78V175H77ZM86 176H87V175H86ZM88 176H89V175H88ZM91 176H93V175L91 174ZM95 176H96V175H95ZM95 176H94V177H95ZM98 176H100V174H99ZM103 176H104V175H103ZM141 176H142V175H141ZM183 176H184V177H183ZM3 177H4V176H3ZM5 177H4V178H5ZM96 177H97V176H96ZM148 177H149V176H148ZM157 177L159 178V176L156 175V178H157ZM163 177H162V178H163ZM78 178H79V177H78ZM82 178H83V177H82ZM177 178H178V179H177ZM0 179H2V178H0ZM7 179H8V177L6 178V180H7ZM149 179H150V178H149ZM152 179H153V178H152ZM228 179H229L230 181H229ZM252 179H253V178H252ZM8 180H9V179H8ZM158 180H159V179H157V181H158ZM160 180H161V179H160ZM160 180H159V181H160ZM163 180H165V179H162L161 181H163ZM193 180H194V181H193ZM2 181H4V180H2ZM159 181H158V182H159ZM166 181H167V180H165L164 183L169 184V183H168L169 181H168V182H166ZM183 181H184V180H183ZM203 181H204V182H203ZM5 182H6V181H5ZM151 182H153V181H151ZM154 182H156V181H154ZM3 183H4V182H3ZM171 183H170V184H171ZM183 183H184V182H183ZM183 183H182V184H183ZM192 183H191V185H192ZM202 183H203V184H202ZM1 184H2V183H0V185H1ZM157 184H158V183H157ZM162 184H163V183L161 182L160 185H162ZM166 184H165V185H166ZM182 184H181V185H182ZM205 184H206V188L203 187V185H205ZM2 185H3V184H2ZM151 185H154V184H151ZM165 185H164V186H165ZM181 185H180V186H181ZM183 185H184V184H183ZM185 185H186V184H185ZM155 186H156V184H155ZM162 186H163V185H162ZM166 186H167V185H166ZM166 186H165V187H166ZM199 186L201 187V189H200ZM68 187H69V186H68ZM145 187H146V186H145ZM160 187H161V186H160ZM168 187L171 188L172 186L170 187V185H169ZM175 187H176V186H175ZM178 187H179V186H177V188H178ZM182 187H183V186H182ZM185 187L188 188L187 190H189L190 193H192V191H190V190H194V189H193L194 187H193V188L191 187L192 189H191V188L189 189V187H187V186H185ZM172 188H173V187H172ZM177 188H175V190H176ZM179 188H180V187H179ZM202 188H203V189H202ZM259 188H260V189H263L264 186H263L262 188H261V187H259ZM140 189L142 190V188H140ZM166 189H168V188H166ZM173 189H174V188H173ZM173 189H171V190L173 191ZM182 189H183V188H182ZM184 189H185V188H184ZM141 190H139V192H140ZM143 190H144V189H143ZM149 190H152V189H149ZM154 190H155V189H154ZM168 190H169V189H168ZM175 190H174V191H175ZM177 190H178V189H177ZM195 190H196V189H195ZM195 190H194V191H195ZM157 191H158V190H157ZM169 191H170V190H169ZM181 191H182V190H181ZM141 192H144V191H141ZM149 192H150V191H149ZM153 192H154V191H153ZM153 192H152V194L155 195V192H154V193H153ZM167 192H168V191H167ZM182 192H183L184 198H185V194H186V193L189 194V193L186 192V191H185L186 193H184V190H183ZM182 192H181V193H182ZM198 192H199V191H197V193H198ZM200 192H201V191H200ZM260 192H261V191H260ZM260 192H259V193H260ZM144 193H145V192H144ZM170 193H171V192H170ZM170 193H169V194H168V193L166 194L167 196H168V195H170V196L172 195L173 198L171 199V197H170L169 200H173L175 197H177V198L179 197V196H177V195H176V196L174 195L175 192H174V193L172 192L173 194H170ZM181 193H180V194H181ZM195 193H196V192H195ZM256 193H258V192H256ZM256 193H255V194H256ZM148 194H149V193H148ZM150 194H151V193H150ZM177 194L180 195L179 192H177ZM187 194H186V195H187ZM261 194H262V193H260V195H261ZM173 195H174L175 197H174ZM183 195H182V196H183ZM197 195H199V194H197ZM256 195H258V194H256ZM152 196H153V195H152ZM157 196H158V193H157ZM180 196H181V195H180ZM252 196H253V195H252ZM258 196H259V195H258ZM158 197H160V196H158ZM164 197H165V196H164ZM201 197H203V196H200L199 198H201ZM259 197H260V196H259ZM261 197L264 198V195L261 196ZM4 198H5V197H4ZM4 198H3V199H4ZM6 198H7V197H6ZM168 198H169V197H168ZM168 198H167V200H168ZM263 198H262V199H263ZM1 200H2V199H1ZM1 200H0V204H1ZM7 200H8V199H7ZM178 200H180V199H178ZM252 200H253V201H252ZM3 201H4V200H3ZM3 201H2V202H3ZM8 201H9V200H8ZM11 201H12V200H11ZM173 201H175V200H173ZM233 201H232V202H233ZM262 201H264V200H262ZM6 202H7V201H6ZM33 202H35V201H33ZM197 203H198V202H197ZM223 203H224V204H223ZM260 203H261V202H260ZM260 203H259V204H260ZM29 204H30V203H29ZM203 204L201 203V205H203ZM261 204H263V203H261ZM1 205L4 206L5 204H1ZM247 205H248V203H247ZM255 205H258V206H255ZM8 206H9V205H7V207H8ZM37 206L39 207V206H40V203H39V205H37ZM203 206H204V205H203ZM9 207H11V206H9ZM13 207H14V206H13ZM25 207H27V206H25ZM25 207H24V208H25ZM219 207H220V208H219ZM251 207H253V206H251ZM263 207H264V205H263ZM1 208H2V207H1ZM16 208H17V207H16ZM19 208H20V207H19ZM19 208H17V209H19ZM28 208H29V207H28ZM210 208H212V209H210ZM249 208H250V207H249ZM3 209H4V208H3ZM5 209H6V207H5ZM10 209H11V208H10ZM12 209H13V208H12ZM45 209H46V207H45ZM219 209H221V210H219ZM8 210H9V209H8ZM36 210H37V209H36ZM36 210H35V211H36ZM50 210H51V209H50ZM197 210H198V209H196V211H197ZM248 210H250V209H248ZM253 210H254V209H253ZM5 211H6V210H5ZM32 211H33V210H32ZM48 211H49V210H48ZM214 211H213V212H214ZM251 211H252V210H251ZM261 211H262V210H260V212H261ZM263 211H264V209H263ZM8 212H9V211H8ZM12 212H13V211H12ZM16 212H17V211H16ZM197 212H198V211H197ZM197 212H196V213H197ZM219 212H220V213H219ZM257 212H258V211H257ZM9 213H10V212H9ZM13 213H14V212H13ZM196 213H195V214H196ZM252 213L254 214L253 211H252ZM261 213H262V212H261ZM261 213H258V214L262 215ZM4 214H5V213H4ZM6 214H7V213H6ZM11 214H12V213H11ZM201 214H200V215H201ZM217 214H216V215H217ZM255 214H257V213H255ZM0 215H1V214H0ZM9 215H10V214H9ZM5 216H6V215H5ZM13 216H14V215H13ZM192 216H194V215H192ZM196 216H197L198 219L200 218V217L198 216V214H197ZM196 216H195V218H196ZM202 216H203V215H202ZM202 216H201V219L203 218ZM206 216H207V215H206ZM209 216H207V217H209ZM263 216H264V215H263ZM10 217H11V216H10ZM7 218H9V217H7ZM190 218H191V216H190ZM205 218H206V217H205ZM259 218H260V216H259ZM261 218H262V217H261ZM2 219H3V218H2ZM170 219H171V218H170ZM173 219H174V218H173ZM173 219H172V220H173ZM176 219H177V218H176ZM179 220H182V219H179ZM187 220H190V219H187ZM192 220H194V219H192ZM192 220H191V221H192ZM195 220H196V219H195ZM0 221H1V220H0ZM174 221H175V220H174ZM182 221H184V220H182ZM191 221H189V222H191ZM263 221H264V219H263ZM2 222H3V221H2ZM171 222H172V221H171ZM171 222H170V220H169V222L167 221V223H165V224H167V226H168V224H170ZM176 222H177V221H176ZM176 222H175V223H176ZM179 222H180V221H179ZM185 222H186V220H185ZM189 222H188V223H189ZM193 222H194V221H193ZM201 222H202V221H201ZM173 223H174V222H173ZM173 223H172V225H173ZM177 223H178V222H177ZM181 223H182V222H181ZM188 223H187V224H188ZM222 223H223V224H221V225H224V226H222V227H225V226H227V224H228V222H225V221H223ZM179 224H180V223H179ZM179 224H178V225H179ZM183 224H184V223H183ZM183 224H180L179 226H183ZM185 224H186V223H185ZM196 224H197V223H196ZM196 224H195V226H196ZM176 225H177V224H176ZM197 225H199V223H198ZM170 226H171V225H170ZM222 227H221V228H222ZM228 227H229V226H228ZM168 228H169V229H172L173 227H169V226H168ZM176 228H177V227H176ZM180 228H181V227H180ZM180 228H179V229H180ZM221 228H220V229H221ZM225 228H226V227H225ZM173 229H174V228H173ZM181 229H182V228H181ZM222 229H223V228H222ZM161 230H163V229H161ZM175 230H176V229H175ZM237 230H238V229H237ZM237 230H236V231H237ZM224 231H225V230H224ZM229 231H230V229H229ZM238 231H239V230H238ZM226 232H228V231L226 230ZM226 232H225V234H226ZM231 232H232V229H231ZM242 232H243V231H242ZM228 233H229V235H230V232H228ZM228 233H227V234H228ZM235 233H236V232H235ZM247 233H248V232H247ZM250 233H251V234H252V233L255 234L253 231H250ZM250 233H248V234H250ZM240 234H241V233H240ZM248 234H247V235H248ZM251 234H250V235H251ZM253 234H252V235H253ZM231 235H232V234H231ZM236 235H237V233L235 234V236H234V235H232V236H234V237H238V236H236ZM252 235H251V236H252ZM241 236H242V235H241ZM181 237H182V235H181ZM228 237H229V236H228ZM228 237H227V238H228ZM230 237H231V236H230ZM234 237H233V238H234ZM242 237H244V238H246V239L248 238L247 236H246V237H245V236H242ZM244 238H243V239H244ZM234 239H235V238H234ZM248 239H249V238H248ZM257 240H258V239H257ZM18 241H19V240H18ZM233 241H234V240H233ZM235 241H236V239H235ZM245 241H246V240H245ZM237 242L240 243V241H237ZM253 242H255V241H253ZM253 242H252V243H253ZM261 242H262V241H261ZM261 242H260V243H261ZM11 243H12V242H11ZM25 243H26V242H25ZM25 243H23V244H25ZM242 243H243V242H242ZM248 243H249V242H248ZM16 244H17V243H16ZM16 244H15V245H16ZM23 244H22V245H23ZM245 244H246V243H245ZM258 244H259V243H258ZM20 245H21V244H20ZM27 245H28V244H27ZM228 245H229V244H227V246H228ZM239 245H241V244H239ZM251 245H252V244H251ZM251 245H250L249 247H253V246H254V245H252V246H251ZM30 246H32V245H30ZM30 246H29V247H30ZM245 246H246V245H245ZM260 246H261V245H260ZM260 246H259V247H260ZM262 246H263V245H262ZM242 247H244V246H242ZM249 247H248V248H249ZM259 247H258V248H259ZM16 248H17V247H16ZM19 248H20V247H19ZM21 248H22V247H21ZM21 248H20V249H21ZM232 248L234 249V247H232ZM256 248H257V246L254 247V249H256ZM258 248H257V249H258ZM261 248H262V247H261ZM263 248H264V247H263ZM263 248H262V249H263ZM13 249H14V248H13ZM20 249H19V250H20ZM23 249H24V248H23ZM29 249H30V248H29ZM233 249H232V250H233ZM239 249H240V248H239ZM250 249H252V248H250ZM257 249H256L255 251H257ZM260 250H261V249H260ZM260 250H258V251H260ZM24 251H26V250H24ZM225 251H227V250H225ZM244 251H245V250H244ZM244 251H242V252H244ZM246 251H247V250H246ZM246 251H245V253L248 252V251H247V252H246ZM255 251L252 250V252H254V253H255ZM262 251H263V250H262ZM262 251H260V253H263ZM238 252H239V251H238ZM249 252H250V251H249ZM234 253H235V252H234ZM236 253H237V252H236ZM236 253H235V254H236ZM245 253H244V254H245ZM258 253H259V252H258ZM258 253H256V254H258ZM260 253H259V254H260ZM223 254H224V253H223ZM232 254H233V252H232ZM248 254H249L248 256H251L250 253H248ZM259 254H258V255H259ZM252 255H253V254H252ZM260 255H261V254H260ZM260 255H259V256H260ZM263 255H264V254H263ZM3 256H4V255H3ZM246 256H247V255H246ZM214 257H215V256H214ZM229 257H230V256H229ZM231 257H232V256H231ZM235 257H237V256H235ZM241 257H242V256H241ZM254 257H255V256H254ZM1 258H2V256H1ZM16 258H17V256H16ZM19 258H20V257H19ZM25 258H26V257H25ZM212 258H213V257H212ZM212 258H211V259H212ZM221 258H223V257H221ZM221 258H220V259H221ZM227 258H228V257H227ZM243 258H246L247 261H248V257H243ZM256 258H258V256L255 257V260H259V259H260V258H259V259H256ZM27 259H28V258H27ZM224 259H226V258H224ZM241 259H242V258H240V260H241ZM249 259H250V258H249ZM261 259H264V257H262ZM11 260H13V259H11ZM17 260H18V258L16 259V261H17ZM24 260H26V259H24ZM232 260H233V259H232ZM240 260H239V263H237V262L235 263V262H234V263H232V264H243V261H244L245 259H242V260H243L242 263L240 262ZM16 261H13V262H16ZM27 261H28V260H27ZM217 261H218V260H217ZM236 261H238V259H237ZM245 261H246V260H245ZM5 262H8V261H5ZM17 262H18V261H17ZM230 262H231V261H229V263H228V262H225V263L223 262V263H224V264H230ZM252 262H253V260H252ZM257 262H258V261H257ZM259 262H260V260H259ZM259 262H258V263H259ZM26 263H27V262H26ZM211 263H212V262H211ZM220 263H221V262H220ZM244 263L246 264V262H244ZM248 263H249V262H248ZM250 263H251V262H250ZM261 263H264L263 260H262ZM11 264H12V263H11ZM14 264H15V263H14ZM21 264H22V263H21ZM251 264H252V263H251ZM255 264H256V263H255Z\"/></svg>",
	"mask_w": 264,
	"mask_h": 264
}]
</instances>
